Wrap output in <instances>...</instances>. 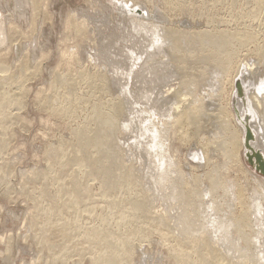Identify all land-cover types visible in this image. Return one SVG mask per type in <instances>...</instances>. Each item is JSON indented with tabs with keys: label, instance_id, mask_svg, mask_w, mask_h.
I'll list each match as a JSON object with an SVG mask.
<instances>
[{
	"label": "rangeland",
	"instance_id": "obj_1",
	"mask_svg": "<svg viewBox=\"0 0 264 264\" xmlns=\"http://www.w3.org/2000/svg\"><path fill=\"white\" fill-rule=\"evenodd\" d=\"M15 1H18V3ZM21 1H22V3H20ZM134 1L138 2V4L135 5L136 7L134 5H133L134 7L131 5V3ZM23 2H24V4H23ZM32 2L34 5L32 4ZM35 2H36V0L35 1L34 0H26V1L25 0L24 1L23 0H1L0 1V17H1V20L3 21L2 22L3 29H5L4 27H6V29H7V26L8 25L10 26L9 23H12L13 21H14L13 24H16L18 22L17 23L18 25L16 24L17 30H15L16 26L12 27L14 29L13 30L14 32H12V29H11L12 36H13V34H14V37L17 35L16 38L10 37L11 39H13L14 42L12 40H10L11 41V44H10V42L8 40L5 42V44L0 45L4 49L7 47L6 45H9L7 47V49H5V50L2 49V50H4L3 52H5L4 55L2 54L3 52H2L1 47H0V51H1L0 55L3 56L1 59H4L3 61L5 62L4 64L6 65L5 69L3 68L0 70V264H43V263L44 264H64V263L65 264H71V263L72 264H91V263L97 264V262H98V264H101V263L103 264L104 262H105L104 264H196V263L197 264H210V263L211 264H219L221 261H222L221 262L222 264H227V263L230 264L231 261L233 262V260H234L233 264H235V263L236 264H254V263L256 264V261L259 258H261L262 256L264 257V255L262 254V251L261 252L258 251L260 253V255H259V253H256L257 252L256 249L258 247H259L258 248L259 250H260V247H261V249H262V247L264 248V241H262L264 239V231H260L259 225L256 223V219H255V221H253L255 218V217H253L254 216L253 214L246 215V213L244 214L243 212H242L243 214H241L240 213L241 211L239 213H237L241 207L240 205L243 206L245 204V201H247L249 199L248 195L250 193V186H252V185H250L251 184L250 179L247 178L248 175L244 172L242 173V171H243V169H241L242 166L238 162L234 163L235 162V160L233 159L234 155L231 154L230 146L228 145L229 144V142H228L229 138L228 137L230 136V132H229L230 128L229 129L226 128V126L229 127V125L226 124L227 118L224 119L221 117V116L227 117L225 114L226 111L224 110L223 106H225V104L229 100L232 101V104H234L236 109H238L237 112L239 114H241L240 109L237 106V100L240 97V95L238 93V88L235 85L233 88L234 90H232V93H231L230 84H228V81H229L228 78L229 77L228 78L224 77L227 80L223 78L222 85H223V82L225 80L226 81L224 82V85L222 86V88L220 87L221 90L217 88L216 90H218V91L213 90L212 93L208 92L210 96L212 95V97H211L212 99L210 98L209 100H206L209 97L206 98L208 93H206V91L205 92L203 91L205 89H201L199 92L195 91V95L192 93L194 95V97H193L192 94L189 95V93L186 91V89L182 88L180 91L175 90L177 92V94H175L176 92L172 91V88L173 89L177 88V90L180 89L179 80L181 79L180 77L182 76V72L184 73V71L186 69L190 70L191 66H192L191 70H194V71L199 70V69H196L199 67H201L203 69L204 73L200 74L197 77V79H200L202 77L205 78V72L208 69H214V68H217L219 65H222V64L225 65L227 63L231 64L229 67H231V66L234 67L232 71H231V69H232V67H231L229 72H234V69H235V71H237V73H236L237 77L235 79L238 80L239 82H242L245 74L247 75L248 73H250L249 66H252V67L256 66L258 68V71H257L258 73H256V74L254 73L253 75L255 77L256 76L259 77V78H257V77L256 78H257V80H259V83H261L260 80L264 79L263 78L264 77V58H262L260 60V58L257 56L258 55L257 52H259L262 49V47L264 46V0H43V1L37 0V2L36 3ZM15 3H17V4H15ZM14 4L17 5L16 6L17 8L15 7ZM20 4L21 5L23 4V6H21ZM47 4H48V6H47ZM19 5H20V8L18 7ZM37 5H38V7H37ZM34 6H35V8H34ZM39 7L40 8L42 7V8L40 9ZM125 7L129 8L128 11H130V12L132 11L133 14H131L132 12L130 14H128L129 12L126 13V11H124L122 9ZM141 7H143L144 10ZM32 8H33V10H32ZM80 8H82V9H80ZM137 8H139V10L141 9L142 11H145L144 12L145 16H143V14L140 13V11ZM17 9H19V10H17ZM20 9L22 11L25 10V11H23L24 13L22 11H20ZM42 9L44 10V12ZM47 9H49V10H47ZM159 9H161V10L159 11ZM15 10H16V12H15ZM30 10L33 12L35 11V13H37V14L31 12ZM96 10H99V11H96ZM134 10H135L136 14H134ZM150 10H152V11H150ZM17 12H19V13L16 14ZM30 12H31V14L35 15V17L33 15H30ZM72 12H74L75 14ZM118 12L120 14L122 13L123 15L125 13L126 14L123 16L122 14L120 15ZM149 12H152V14L150 13L148 15ZM65 14H67V15H65ZM81 14H83V15L81 16ZM16 15L17 16L23 15L22 16L23 19L21 18V16L17 17ZM45 15H46V17H45ZM77 15L81 16V17H78ZM109 15L111 17H109ZM129 15H130V18L133 22L130 21V18H126ZM140 15H141V17H140ZM40 16H43V17H40ZM68 16H70V19ZM71 16H73V18ZM121 16H123V18ZM25 17H27V18H25ZM33 17H34V20L32 19ZM139 17H140V19H139ZM65 18H68L71 23L69 22L68 19L65 20ZM77 18H78V20H77ZM103 18H104V21H103ZM105 18H107V19H105ZM134 18H135L136 22L138 21L137 23L134 21ZM74 19L77 20V21L76 20L75 21H76V24L78 23L77 27H79V29H77V28L75 29L76 24L73 23ZM121 19H122V21H121ZM125 19H126V21H123ZM127 19L129 20V22ZM85 20H86V22H84ZM92 20H93V23H92ZM117 20L119 23H117ZM139 20H142L143 23H140L142 21H139ZM148 20H149V23H148ZM31 21L32 22L35 21V23L33 22L34 25H32ZM66 21H68V22H66ZM152 21H153V23H152ZM5 22H6V24H5ZM80 22L82 23L81 25H83V26L87 25L85 27H87L88 29L86 28L85 33H84L85 27H83L84 29L82 30L81 29L82 26H80V24H79ZM100 22H102L103 24H100ZM108 22H110V23H108ZM122 22L123 23L125 22V23L122 24ZM130 22H132V23H130ZM65 23H70L71 25L65 24ZM134 23H136V24H134ZM3 24H5V25H3ZM141 24L144 26H142ZM154 24H156V25H154ZM28 25L32 26V28L28 27ZM66 25H69V26H66ZM89 25H91V26L93 25L92 26L93 30L91 29V27H89ZM95 25H97V26L99 25L100 27L98 26V28H97ZM103 25H104V27L106 25L107 26L105 28H103L102 27ZM123 25H124V27H123ZM128 25L129 26L131 25V27H129ZM132 25H134L133 28L135 29L136 36H140V37L135 38V35H134L135 32L134 31H133L134 33L132 31L129 32V28L131 30H134L132 28ZM152 25L158 26V27L160 25H161L160 27L165 26L168 30H170V33H175L181 29L183 31L185 30L184 31L185 33H189L188 31H195L196 32V31H203L204 30V31H209V35H211L212 40L213 39H215V40L220 39L219 35H225V36L227 35L228 40H230L228 42H224L223 45H221V46H215L214 44L209 42V43H204L203 47L198 45V47L195 48L194 50L190 49L192 51L190 56L185 59V62L181 61L182 63L180 66H182L183 63L185 66L183 65L180 68V70L173 69L175 71H173V72L171 71V73L165 77L166 80H164V82L161 84V87H158L154 90V91L157 90V92L159 91L158 92L159 95H162V96H169L170 94L174 95L175 97L177 96L176 98L179 100H181L185 96H187V97H185L187 100L184 99V103L181 102L182 105H184V104L187 105L190 100H191V102L189 104L191 105L193 103L191 106H193L194 103L195 104H197V103L201 104L202 103L204 105V106L203 105L201 106L203 112L201 110V111H197L196 113H194V118H191L190 122L188 119V123L186 124L185 131H187V129L189 127H191V128H189L188 131L189 130H191V131H189V132L187 131V132L182 133V132H180L181 131L180 129H177L178 128V127H176L177 124H175V125L169 124V125L165 126V127H167V129L165 130L166 133L167 132H168V134L171 133V132H169V130L171 128H173L172 126H174L173 130H175V132H173L171 129L170 131H172V133L169 136H168V134L164 133V131H163L162 136L159 135L160 141L162 140V143H163L162 147L167 150V154H168L167 155L165 152V155L167 156V158L165 156V158H166L165 162L170 160L167 162L168 166L166 165V163H165V165L167 167L172 166V168L175 169V170L174 169L172 170V168H171V170H172L171 171L170 169L167 168L168 175L166 174L165 177L163 176L164 174H162L163 172H162L160 167L158 168V166L154 165V168H152L153 162L151 160H154L155 157L150 156V154L148 155V152H146L147 150L144 151L148 147L147 132L145 134H142V136L139 135L138 139L136 138V141H138L136 143H135V136H131V135H135V134H137V135L140 134L137 132V129H138V131H139V129L141 131V128L143 126H146L147 120L145 121V119H144V121H143V119H141V117H143L141 114L145 113L144 117H146L148 115V113H146V112H149L148 111L149 109H147V108L150 106L149 108L151 109V105L148 103V100H146L147 98L144 97V94H146L147 92L142 93L143 94L142 95L141 92L139 91V89H140L139 85L143 84L142 76L144 77L145 75L149 74L147 72L148 70L146 71V69H147L146 67H148V64L146 65L145 62L141 63V61L139 59H137V61L138 60L140 61V66H139L140 69L139 70H141V74H140L141 76L140 75L139 76L141 77V79L138 76V78H136L137 80L132 79L130 82L129 79H128L129 81L127 80V78H126L127 76L124 73L126 70L125 63L124 64L120 63L122 66L121 67L122 70H121L120 66L118 65L119 63L117 64V62H114L115 58H118V57L124 58V56L120 57L119 54L122 55L123 53H125V55H126L127 52H125V51H128V50L131 53H132V51H134V52L137 51L136 53H139V52H141V50H143L141 52L142 54H143V52L145 53L147 50V52L144 54V57L149 56L148 50L149 51L151 50L149 47L150 41H149V43H147V42L149 39L151 40V38L148 39V37L146 38V36L150 37V35H148V34L150 33L149 30L151 29L150 27ZM119 26H121V27H119ZM125 26L127 28H125ZM107 27H108V29H107ZM137 27L141 30H139V29L136 30ZM144 27L146 28V30ZM18 28L20 29L22 34ZM22 28L24 31L22 30ZM33 28H35V29H33ZM100 28H101V30H100ZM111 28L113 30H109ZM124 28L126 30H123ZM38 29L40 31H38ZM89 29L91 30L90 32H89ZM96 29L97 30L99 29L98 32L96 31ZM79 30H81V31H79ZM107 30H108V32H107ZM122 30L126 31L127 33L129 32L131 34H129V33L127 34L126 32H123ZM5 31L6 30H4V33H6V32L8 33V30L6 32ZM17 31H19V32H17ZM87 31H88V33H87ZM112 31H113V33H115V35H113ZM26 32H28V33H26ZM81 32H82V34H80ZM102 32H103L104 36H103ZM122 32L127 34V36L123 35ZM138 32L139 33L143 32V34L145 33L144 34L145 36L143 34H139ZM76 33H77V35H76ZM93 33H94V35H93ZM98 33H101L102 35L98 34ZM106 33H107V35H106ZM119 33H121V34H119ZM18 34H20V35H18ZM30 34H32L31 38L29 37ZM62 34H64V35H62ZM90 34H92V36H90ZM96 34L98 36L101 35L100 36L101 39L102 38L104 39L105 36L107 39H109V37H111L110 36V34H111L113 37H111L110 39L113 38L114 39V40L112 39L113 42L117 40L116 43L117 42L118 43L117 44L115 43L116 45L114 44L115 45L114 46L111 43L112 40L106 42V40H105L106 38L104 40L102 39V41H101V39L99 37L97 38ZM116 34H119L118 37L120 36L119 37L120 39H123V37L125 36L124 37L125 39L121 40L122 41L121 42ZM27 35H29V36H27ZM121 35H123V36H121ZM142 35L146 39H144V37H142ZM84 36L85 37L87 36V37L85 38ZM133 36H134L135 40L138 38L137 41H135L133 39L134 43H133V41H130V40H132ZM89 37H90V39H88ZM126 37H128V39L129 38L130 39L128 40ZM176 37L179 40V42H177V44L181 48L180 51L183 52L182 50H185V48L183 47L184 46V38L181 35H176ZM74 38H75V40H74ZM115 38H117V39H115ZM21 39H23V40H21ZM97 39L100 40L101 43H99V41ZM90 40L92 42L94 40V42L95 43L97 42V43L96 44L92 43ZM126 41H127V43H126ZM70 42H72L73 44ZM87 42L88 43L90 42L89 45ZM105 42H106V44L109 43V45L107 46L105 44ZM119 42L123 43L124 47ZM128 42L133 43V45L132 44L130 45ZM135 42H136V44H135ZM137 42H139V43H137ZM145 42H146V44H145ZM91 43H92V45H91ZM25 44L28 47L25 46ZM33 44H34V46L36 44V46L34 47ZM74 44H75V46H74ZM99 44H101L102 47H100ZM96 45L97 46L99 45V46L97 47ZM117 45H119V48H120V46H122L124 48V51H123L122 47H121L122 49L120 48L121 49L120 50L117 47ZM134 45H135V47L133 48ZM145 45H147V46H145ZM31 46H32V48H31ZM57 47H58V49H57ZM95 47H97L98 50L100 47V50L98 51ZM8 48H9V50H8ZM22 48H23V50H22ZM64 48H66V49L63 52ZM67 48H70L71 52H69L70 50ZM92 48H94V50ZM108 48L111 51H109ZM112 48H114L115 51L112 50ZM125 48L127 50H125ZM139 48H140V50H139ZM105 49H106V51H105ZM135 49H137V50H135ZM209 49H213L214 51L210 50V56L208 58L204 59L203 55L207 54ZM25 50H27L28 52ZM79 50H82V51L79 52ZM84 50H86V51L84 52ZM95 50H96V53L94 52ZM61 51L63 52V54L66 53L65 51H68V52L63 55ZM74 51H75V53H74ZM116 51L117 52L120 51V52L117 54ZM121 51H122V53H121ZM24 52H26V53H24ZM44 52H45V54H44ZM81 52H83L82 53L83 55L80 54ZM107 52H109V53H107ZM84 53H88L89 55L87 56ZM114 54H117L118 57H115L116 55H114ZM22 55H24V56L22 57ZM70 55H73L74 57L75 56L76 57L75 58L73 56L70 57ZM105 55L106 56L108 55V56L105 58ZM68 57H70L71 59ZM79 57H80V59H79ZM66 58H68L69 60ZM167 58L168 57L165 56L163 58V61H165ZM63 59H65V60H63ZM108 59H110V60H108ZM19 60L23 63H21ZM24 60L26 62H24ZM66 60H68V61H66ZM123 60L125 62V58ZM6 61L8 64L6 63ZM38 61H40V62L37 63ZM18 62H20V63H18ZM113 62L116 63V65H114ZM135 62H136V60H135ZM186 62L187 63L189 62L191 64V66H189V64H187ZM130 64H131V61H130ZM23 65H27V66H23ZM142 65H144V66H142ZM21 66L25 70L23 68H21ZM116 66H119V68ZM183 67H185V68H183ZM227 67H228V65H227ZM104 69H107V70H104ZM114 69L116 70V73H115ZM168 69L171 70L172 67L168 66ZM117 70L120 72H118ZM84 71H85V74H84ZM177 71H178V74H177ZM179 71H182V72L179 73ZM97 72H99V73H97ZM102 72L103 73L105 72L104 73L105 75H103ZM174 72H175V74H173ZM88 73L90 74V76ZM19 74L21 75V77ZM25 74H27V75H25ZM108 74L109 75L113 74L114 76L117 75L118 79H116V77H114L112 75H110L111 76L110 77ZM120 74H122V75H120ZM261 74H262V76H261ZM119 75H120V77H119ZM123 75H125L126 77ZM172 75H175L176 77L172 76ZM171 77H174V78L170 79ZM113 78H115V79H113ZM120 78L123 81H124V79L127 80V82H126V80L124 81L126 86L124 85V82L122 80L120 81ZM175 78H177V79H175ZM168 79L170 80V82H168L169 81ZM19 81L21 84L19 83ZM119 81H120V83H119ZM121 82L123 85L121 84ZM128 82L131 85V86L129 85V91H127V88L126 89L124 88V87H127ZM137 82H138V84L136 85L135 83H137ZM152 82L155 84L154 81H152ZM226 82L228 85L225 84ZM117 83L120 85H118ZM246 83L247 82H245V81H243V84L240 83L242 85V87L245 85L243 87V88L246 87L245 90H248V91H245V94L250 93L251 90L255 89L253 85H251V84L246 85ZM121 85H122V88H120L121 91H119L118 87H121ZM167 86L169 87V89H167L168 88ZM164 89L167 91V95H166V91ZM169 90H170V93H168ZM222 90H224V91H222ZM1 92L5 93V94L2 95ZM122 92H123V94H122ZM128 92H129V96L126 97V95H128L127 94ZM172 92H173V94H172ZM179 92H181V93H179ZM216 92H218L219 97H220V95L222 96V97H220V99H218L219 97H218V94ZM148 93H149V91H148ZM197 93H200V94H197ZM224 93H225V95H224ZM179 94H180V96H179ZM123 95H124V98H123ZM133 95H134V97L136 96V98L138 100L136 98H133ZM188 95H189V97H188ZM162 96H160V97H162ZM197 96L198 97L202 96V97L198 98ZM228 96H230V98L231 97L232 98L230 99ZM119 97H120V99H118ZM215 97H216V99L214 100L213 98H215ZM126 98H128L127 102L125 101ZM129 98H132V99H129ZM196 98H198L197 99L198 102L195 101ZM188 99H190V100H188ZM129 100H130V102H129ZM192 100H193V102H192ZM145 101H147V102H145ZM185 101L187 103H185ZM206 101L207 102L212 101L211 103H208L211 107L208 104H206L208 106L205 105ZM171 102L173 105L174 102L173 101H171ZM171 102L169 101L166 106L167 107L170 106ZM223 103H225V104L223 105ZM136 104L138 106L137 108L135 106ZM147 104H149V105H147ZM220 105L222 107H220ZM217 106H219V107H217ZM193 107L195 108V106H193ZM208 107H209V109H208ZM215 107L217 108L218 112L216 111ZM160 108L161 107H158V110H157V107L154 109H156V112H160L159 115L162 116L161 113H163L162 111L164 110V108L163 109L162 108L160 109ZM218 108H219V110H218ZM135 109H136V111H135ZM222 109H223V111H222ZM204 111L207 114H205ZM138 112H139V114H138ZM135 113L139 116L138 118H135V117H137ZM210 113L211 114L213 113L212 114L213 116H211ZM130 114H131V116H130ZM195 114H197L198 116H196ZM204 114L206 116H203ZM233 114L235 116H233L232 113L228 114V115H229V117L233 116L236 119V112H233ZM132 115H133V117H132ZM159 115L155 116L154 119H155V122L161 124V122H162L161 119L160 118L156 119V117H160ZM207 115L209 118H206ZM209 115L211 117H214L213 120ZM218 115H220V116H218ZM195 116H196V118H195ZM101 117H103V118H101ZM107 117H109V118L112 117L111 119H113V121L115 122V125H114L115 128H114V126H112V128L108 129V126L104 124L105 122H103V121H105ZM129 117H130V119L135 118L133 120L135 122L137 121V123L143 122L141 124L142 126L140 124H139V126H137L138 124H136L132 119H131V121H133V122H131L129 119L128 122L126 121V123L128 125L125 124V120L126 119L128 120ZM233 117H232V120H233ZM197 118L199 121L201 119L204 121L203 122L201 120L202 125H200V126H203L204 128L197 125L198 120L194 121ZM204 118H206L207 121ZM159 120L161 122H158ZM139 121H141V122H139ZM167 121H168V119H167ZM193 121H194V123L192 124ZM119 122H122V124ZM235 122H237V121H235ZM129 123H132V124L129 125ZM232 123H234V122H232ZM120 124H121V126H120ZM133 124H134V126H133ZM189 124L191 126H189ZM116 126H117V128H116ZM118 126H120V127H118ZM132 126L134 128L136 127L135 128L136 130L134 128H132ZM195 126H196V128H195ZM128 127H130V129H128ZM119 128H123L124 131L122 132V129H119ZM124 128H126V129H124ZM218 128L221 131H219ZM204 129H206V130L204 131ZM111 130L112 131L114 130V131L112 132ZM128 130L131 132H129ZM119 132L122 133V135ZM132 132H134V133H132ZM193 132L195 134L196 133L197 134L195 135V134H193ZM208 132H211V134H208ZM173 133L176 136V138L173 137L174 139L172 138ZM201 133H202V135H201ZM227 133L229 136L227 135ZM183 134H186V135H183ZM216 134H218V135H216ZM224 134H226L225 136H227V137H225ZM129 135L133 138L131 139V137ZM137 135H136V137H137ZM145 135H146V137H143ZM180 135L182 137H180ZM207 135L210 136L209 141L206 140L208 138ZM106 136H109L108 138L110 140L109 139L106 140L107 139ZM165 136H167V137H165ZM201 136L203 137V139ZM206 136H207V138H206ZM222 136H223V138H222ZM178 137L182 138V139H179ZM213 137L216 138L217 140L214 139V141H213ZM128 138H129V140H127ZM139 138L141 141L139 140ZM220 138H221V142H217L220 140ZM87 139H88V141H87ZM104 139L106 141H103ZM120 139H121V141H120ZM176 139H177V141H176ZM125 140H127L128 142ZM133 140H134V142H132V143H134L136 145H133V147H132L131 146L132 143H129V141L131 142ZM196 140H198V142ZM108 141H110V142H108ZM167 141H168V143H167ZM171 141H174V143L176 142L175 143L176 146L173 145L174 144L173 142H172L173 144L170 145ZM210 141L211 142L213 141V142L210 143ZM105 142H107V143L104 144ZM125 142L127 143V145H125L123 147V145L126 144ZM202 142H204L203 144L205 146V149L209 152L205 156H203L204 154L201 152V149H200L202 146ZM222 143H224V144H222ZM104 145L106 147H108L107 145H109L110 147L106 148ZM138 145H140V146L143 145V148L139 147ZM145 145H146V147H144ZM191 145H193V146H191ZM209 145H210V147L212 145L214 147L210 148ZM128 146L130 147V150H128L129 149ZM168 146L170 147V150H169ZM171 146L174 148H172ZM206 146H207V148H206ZM118 148H119V150H118ZM132 148H135L133 150L136 153V155L132 151ZM140 148H141V150H140ZM171 148H172V150H171ZM213 148L215 150H212ZM228 148H229V150H228ZM142 149H144V150H142ZM173 149H175V150H173ZM194 149L195 150L197 149V152H199V153H197V152L195 153ZM222 149H223V151H221ZM108 150H110V151H108ZM139 150H140V152H139ZM166 150H164V151H166ZM168 150L172 152V155ZM130 151H132V152H130ZM143 151L146 152L148 156L145 153H143ZM173 151L174 152L177 151L176 152L177 155H174L176 153H174ZM189 152L191 153L190 155L192 157L189 155ZM125 153H126V155H125ZM131 153H133V154H131ZM169 153H170V155H169ZM210 153H212V155ZM220 153H221V155H220ZM199 154H201V155L203 154L202 155L203 157H201ZM209 154L212 157L209 156ZM131 155H133V157ZM227 155H228V157H227ZM143 156L145 158L146 157H148V158L145 159ZM174 156H175L176 160L174 159ZM193 156L194 157L198 156V159H197V157L194 158ZM206 156H207V158H206ZM208 156H209V158L210 157L211 158L208 159ZM231 156H232V158H230ZM136 157L139 158L140 160L137 159ZM199 157L201 159H199ZM217 157L219 159L223 158L222 159L223 162L218 160ZM134 158L136 160H138L139 162L136 160H133ZM150 158H152V159H150ZM202 158H204V159L202 160ZM211 159H213L214 161H212ZM242 159H243L245 165H247V166L249 165V167H247V168H252L250 166L251 163L247 162L246 159L244 158V156ZM149 160L151 163H149ZM225 160H228L229 162L225 161ZM140 161H142V162L140 163ZM146 161H148V162L146 163ZM178 161L181 163H179ZM230 161H233V162H230ZM169 162H171V165H169ZM211 162L213 163V165H214V163H215V165L216 164L217 165L213 166V165H211ZM226 162L228 164H230L229 168H227L228 165H226L227 164ZM103 163L105 165H107L106 166L107 168L103 167ZM193 163H195V164H193ZM198 163H199V165H198ZM200 163H202V164H200ZM203 163H204V165L206 164V167L203 165ZM218 163L220 164V166ZM180 164H184V165H180ZM185 164L187 166H185ZM235 164H237V165L239 164V167L236 166ZM130 165H132V168ZM165 165H163V167H166ZM174 165H176L177 167ZM178 165L181 167V169L178 168L179 167ZM190 165H191V167H192V165H194V167L190 168ZM201 165L204 166L205 168L203 167L204 168L203 169L201 167ZM223 165H225V166H223ZM231 165H232V167H231ZM147 166H149L150 170L148 169ZM210 166L212 167V169L210 168ZM155 167L157 168L156 169L157 171L155 170ZM213 167L219 168L220 172L222 174H224L226 172L224 174V177L228 176L229 174L230 175L232 174L231 176L229 175L230 178L226 177V184L229 186V189L227 191L224 190L223 188L218 189L217 191L219 194L216 191V192H214V195L209 193L206 189V187L209 186V182H210L209 178L212 176L211 173H214ZM97 168L98 169L101 168V169L98 170ZM102 168H104L106 170H104ZM239 168H240V171H238ZM107 169H109L108 171H110V173L107 171ZM207 169H208V171H206ZM228 169H229V171H228ZM255 169H254V171H255ZM103 170L105 171V174L100 173V172L104 173ZM114 170H116V171L114 172ZM178 170H180V171H178ZM184 170L185 171L190 170V171L185 172ZM194 170H195V173L193 172ZM202 170H203V172H202ZM210 170H212V171L210 172ZM131 171H133V172H131ZM140 171H141V173H140ZM154 171H156L157 173ZM158 171H160V173ZM177 171H178V173H177ZM107 172L110 175L106 174ZM169 172L170 173L172 172L171 173L172 175L169 174ZM153 173L158 174V175H155ZM111 174H114L113 177H110V176H112ZM177 174L178 175L180 174V176H182L184 178L182 179V177H181V179H180V176H177ZM187 174H190L189 177ZM234 174H237L239 176L234 175ZM257 174L260 177L263 176V174L261 175V173H259V172H257ZM151 175H152V177H151L152 179L150 178ZM173 175L174 176L176 175V176L173 177ZM191 175L192 176L195 175L194 178ZM204 175H205L206 179L203 177ZM242 175H244L245 177ZM167 176L168 177L170 176L169 180H168ZM190 176H191V178H190ZM108 177H110V179ZM153 177L158 179V181H160V182H158L156 179H153ZM231 177H232V179H231ZM233 177H234V179H233ZM235 177H239V178H235ZM175 178H177V179L175 180ZM198 178L199 179L201 178V179L199 180ZM188 179H189V181H188ZM202 179H204V181ZM149 180H150V182H149ZM151 180L152 181L154 180L153 184H152ZM182 180H183V182H182ZM239 180H241L240 181L241 183L239 182ZM163 181H164V183H163ZM177 181L178 182L181 181V182L178 183ZM195 181H197V182H195ZM200 181L202 182V184ZM171 182H174L175 185H174V183H171ZM176 182H177V187H176ZM228 182L230 183V185L228 184ZM166 183H168V184H166ZM182 183L186 186V191H185V187ZM144 184L147 185L148 188H147V186H144ZM179 184H182V185L180 186ZM190 184H191V186H190ZM203 184H205V185L203 186ZM232 184H235V185L232 186ZM236 184L237 185L238 184L243 185V187H245L247 185L246 186L247 189L245 188V191L243 192V194L245 193L244 194L245 201L243 200V197H242L240 203H237V200L233 199L235 197V196H233L234 194L232 195V193L235 192V188L237 187ZM161 185H163V186H161ZM171 185H173L174 187ZM158 186H161L162 188H160V187L158 188ZM178 186L180 187L179 189H181V190L178 189ZM153 187L155 188V190ZM202 187H203V190H202ZM230 187H232V188L235 187V188L233 190L231 189L232 190L231 191ZM163 188L166 190H164ZM196 188H198V189H196ZM152 189H153V191H152ZM161 189H163L164 191L163 190L161 191ZM193 189H195V190H193ZM199 189L201 192L200 191L198 192ZM174 190H176L177 192ZM187 190H190V191H187ZM166 191H168V192H166ZM181 191H183V192H181ZM192 191H194V192H192ZM195 191L198 192V195L196 194ZM220 191H222L225 194H228L227 197L225 194L223 195V193H221ZM229 191H231V192H229ZM156 192L158 194H156ZM185 192H187V193L189 192L188 195L186 193L187 196L184 195ZM162 193H164V197H162L163 196ZM167 193H168V196L170 195V198H167L168 197ZM175 193H176V196L178 195V197H177L178 199L181 197L179 200H181V202L183 201L182 203L174 196ZM199 193H202V195ZM153 194L155 196H153ZM204 194H206V195H204ZM158 196L162 197L163 198L162 201H164V202H161L160 201L161 199L158 200ZM195 196H196V198H195ZM200 196H202V198ZM221 196H223V197H221ZM165 197H166V199H165ZM187 197H188V200L190 199L189 201L186 200ZM204 197H205V200H204ZM150 198H152V199H150ZM183 198H185V199L182 200ZM198 198H199V200H198ZM200 198L202 199V201ZM210 198L214 199L213 202L216 201L215 202L216 208H213V206H211L212 203H211ZM137 199H138V201H135ZM167 199H168V201H167ZM193 199L195 200V202ZM224 199H226V200H224ZM165 200L167 203L168 202L169 203L167 204L165 202ZM170 200H172V201H170ZM192 200L194 203L192 202ZM208 200L210 201L211 204L209 203ZM234 200L236 202H234ZM158 201L160 202V204ZM231 202L232 203L234 202L233 205L231 204ZM179 203H181V204H179ZM184 203H186V205ZM221 203H224V204H221ZM163 204H167V205H163ZM176 204H177V206H176ZM178 204H179V206H181V208L178 207ZM182 204L185 208L182 206ZM192 204H194V207ZM205 204H206L207 208L205 207ZM218 204H219V208H218ZM234 204H235V207H234ZM157 205H158V207H157ZM199 205H200V207H199ZM209 205L213 208V211H215V210L218 211L217 212L218 214L215 212L212 213L213 211H210V210H212V208H210ZM154 206L156 209L154 208ZM163 206H165V207L167 206V207L165 208ZM190 206H192V207H190ZM195 206H198V207L196 208ZM203 206L206 209H210V210H204L205 208ZM229 206H232L234 208L229 207ZM186 207H187V209H186ZM168 208H169V211H166V209L168 210ZM179 208H180V210H179ZM235 208H237L238 210L237 209L234 210ZM161 209H163V211ZM182 209H183V211H182ZM219 209L220 210L223 209L225 212H222ZM230 209H232V210L230 211ZM164 210L166 211V213ZM172 210H173V212H172ZM174 210L178 213L175 214L176 212ZM186 210H188L187 213H186ZM195 211L197 214L193 213ZM206 211L210 212L209 215L207 214L208 212H206ZM232 211L234 212L235 215L233 214ZM158 212L160 214H158ZM205 212H206V214H205ZM227 212H228V214H227ZM179 213H181V214H179ZM199 213H201V214H199ZM223 213H226V214H223ZM236 213H237V216H236ZM164 214L165 215L168 214L167 215L168 217L165 216ZM191 214H192V216H191ZM213 214L214 215L217 214V215L214 216ZM231 214H233V215H231ZM170 215H172V216H170ZM176 215H178V216L181 215L182 217L180 216L179 218H176L177 217ZM185 215L186 216L190 215V216L186 217ZM194 215H196V216H194ZM199 215H200V217L203 218V220L199 217ZM212 215H213V217H217V218L214 219L212 217ZM219 215H221L223 217L222 220H225L226 217H228V218L234 217L236 219L233 221L235 224L231 225L230 235H229V232L227 234V236L229 237L228 240H230L231 236L234 234L233 238H231V240L235 239L234 242H233V240L232 241L230 240L231 241L230 242L227 239H226L227 241L224 240L222 242V238H223L222 232H221L222 230H220V231L217 230V231H219L218 233H217V231H216V233H215V231L213 232L214 228H216V227H213V226H215L214 220L217 223V220L221 219V216H219ZM238 215H240V216H238ZM203 216H205V217H203ZM229 216H231V217H229ZM248 216L251 218L253 217V218L251 219ZM159 217H160V219H159ZM206 217H208V218L210 217V220L214 219L213 221H211L214 224L211 223V226H210L209 225L210 220H208V222H206L207 221ZM239 217H241V218H239ZM161 218H163L164 220ZM188 218L190 219V221L188 220ZM204 218H206V219H204ZM228 218H226V220ZM247 218H248V220H247ZM178 219L181 220V223H178V222H180ZM22 220H24V221H22ZM195 220L198 221L202 230L200 229V226L198 223L195 222V224H194L193 221H195ZM249 220H251V221H249ZM185 221L188 224L185 223ZM31 222H33V224H31ZM164 222H166V223H164ZM182 222L187 224V225H185V224L183 225ZM252 222H255V223H252ZM171 223H172V225H171ZM20 224L22 226H20ZM202 224H203V226L206 224L205 227L208 226L207 228L208 229L211 228V229L208 230V229L204 228L202 226ZM239 224H240V226H239ZM248 224H250V226ZM253 224H254V226H253ZM188 226H191V227L188 228ZM192 226H193V228H192ZM233 226H235V229ZM236 226H238L239 228ZM255 226H257L256 230L257 229L259 230V231L257 230L255 232V234H258V236H256L254 234V231L252 233V230ZM165 227L169 232L166 231ZM182 227H184V228L181 229ZM197 227L199 228V230ZM186 228H188V229H186ZM232 228L234 230H236V231L238 230V231L237 232L233 231ZM249 228H252V229H249ZM163 230H165V231H163ZM191 230H192V232H191ZM263 230H264V228H263ZM18 231H19V233H18ZM201 231H203L202 235L204 237L200 236ZM206 231H208V234L210 233L209 237L206 234ZM245 231H246V233H245ZM183 232H186V233H183ZM204 233L206 234V236ZM251 233L254 234V235H252V237L254 236L252 238V240H251V235H250ZM186 234H187V236H186ZM191 234H193L192 236L195 239L191 238L192 237ZM196 234H198V235H196ZM213 234L214 235L217 234V235L214 236ZM259 234H261V235H259ZM162 235H165V236H162ZM184 235H185V237H183ZM235 235H237V237ZM244 235H246V236H244ZM188 236H191V237H188ZM196 236H198V237H196ZM211 236L212 237L214 236L213 239ZM240 236L243 239H241ZM218 237L219 238L222 237V238L219 239ZM244 237L248 238V239H245ZM262 237H263V239H261ZM103 238H104V240H102ZM176 238H178V239H176ZM236 238H237V241H236ZM189 239L190 240H196V241H190ZM217 239H218V241H217ZM219 240L221 242H219ZM250 240L253 242H251ZM242 241H243V243H242ZM183 242H184V244H183ZM207 242L208 243L210 242V244H208ZM214 242H216V244ZM228 242L232 243V244H229ZM235 242H237L238 247L235 245L236 244ZM248 242L255 249H251L252 247L249 245ZM238 243H240V244L238 245ZM252 243L253 244H257V243L259 244L260 243L262 245L260 246V244L259 245L257 244L254 247V245ZM120 244H121V246H120ZM228 244L231 245L230 246L231 248L229 246H227ZM245 244L247 246H245ZM220 245H221V248H219ZM233 245H235V248L233 247ZM216 246H218V247H216ZM223 246H225L224 250H226V252H228V253L224 252V250L222 249ZM226 246H227V248H229V251L226 248ZM239 246H241V247H239ZM256 246H258V247L256 248ZM244 247H246L247 249ZM181 248H182V250H181ZM197 248H198V250H197ZM212 248H214L215 250ZM236 248H239V249H237V251H236L235 250ZM241 248H243L245 250H243ZM219 249H220V251H219ZM231 249H233V250H231ZM240 250H242V251H240ZM251 250H254L255 252L251 251ZM230 251H232V252H230ZM247 251H249V252L251 251L250 254H247V253H249ZM236 252L237 253L239 252L238 254H245V253L246 254L245 255H238ZM263 253H264V249H263ZM98 255H101L102 257L98 256ZM211 255H212V257H211ZM7 256H9V258ZM240 256H241V258H240ZM242 256H243V258L245 257L244 259H246V260H244L242 258ZM255 256H257V257L261 256V257L256 258ZM209 257L211 259H209ZM219 257L221 258V260L219 259ZM249 257L250 258L253 257V258L250 259ZM6 258H7V260H5ZM212 258H214V259H212ZM224 258L225 259L227 258L226 259L227 261H225ZM254 258H256L257 260ZM215 259H217L218 261ZM235 259H236V261L238 259V261L240 263L238 261L235 262ZM240 259H242V262ZM36 260H38V261H36ZM89 260H91V261H89ZM116 260H117V262H116ZM193 260L195 263L193 262ZM92 261H94V262H92ZM119 261H120V263H119ZM245 261L246 262L250 261V262L246 263ZM259 261H261L262 263L261 262L260 263L263 264L264 258H263V261H262V259L261 260L259 259L257 261V264H260V263H258Z\"/></svg>",
	"mask_w": 264,
	"mask_h": 264
},
{
	"label": "bare ground",
	"instance_id": "obj_2",
	"mask_svg": "<svg viewBox=\"0 0 264 264\" xmlns=\"http://www.w3.org/2000/svg\"><path fill=\"white\" fill-rule=\"evenodd\" d=\"M1 1V0H0ZM24 1V0H23ZM26 1V0H25ZM35 1V0H34ZM38 1H40V0H38ZM43 1V0H42ZM15 2H17L18 3V1H15ZM36 2H37V0H36ZM35 2V3H36ZM17 3H15V4H17ZM20 3H22V1L20 2ZM14 4V5H15ZM23 4H24V2H23ZM23 4L21 5V6H23ZM26 4V3H25ZM32 4H33V2H32ZM92 4V3H91ZM136 4H138V2H132L131 3V5L133 6H135ZM2 5V4H1ZM20 5L18 6L19 8H20ZM34 5V4H33ZM32 5V6H33ZM94 5V4H93ZM17 5H15V7H16ZM40 6V5H39ZM47 6H48V4H47ZM99 6V5H98ZM133 6V7H134ZM138 6V5H137ZM28 7V6H27ZM37 7H38V5H37ZM92 7V6H91ZM101 7V6H100ZM136 7V6H135ZM13 8V7H12ZM17 8V7H16ZM34 8H35V6H34ZM40 8V7H39ZM42 8V7H41ZM40 8V9H41ZM48 8V7H47ZM142 9H143V7H141ZM80 9H82V8H80ZM124 11H126V13L127 12H129L128 14H130L131 12L130 11H128L129 10V8H122ZM138 10H139V8H137ZM17 10H19V9H17ZM32 10H33V8H32ZM38 10V9H37ZM43 10V9H42ZM47 10H49V9H47ZM101 10V9H100ZM107 10V9H106ZM144 10V9H143ZM161 9H159V11H160ZM20 11H22L21 9H20ZM23 11H25V10H23ZM22 11V12H23ZM31 11V10H30ZM39 11V10H38ZM85 11V10H84ZM96 11H99V10H96ZM110 11V10H109ZM121 11V10H120ZM140 11V13H142L143 14V16H145V14H144V12L145 11H142L141 9L139 10ZM149 11V10H148ZM150 11H152V10H150ZM15 12H16V10H15ZM14 12V13H15ZM31 12H33V11H31ZM31 12H30V15H33V14H31ZM43 12H44V10H43ZM47 12V11H46ZM122 12V11H121ZM162 12V11H161ZM19 12H17L16 14H18ZM21 13V12H20ZM24 13V12H23ZM22 13V14H23ZM33 13H35V11L33 12ZM69 13V12H68ZM72 13H74V12H72ZM77 13V12H76ZM82 13V12H81ZM91 13V12H90ZM94 13V12H93ZM103 13V12H102ZM108 13V12H107ZM119 13V12H118ZM125 13V12H124ZM125 13V14H126ZM152 14V12H149L148 13V15L149 14ZM35 14H37V13H35ZM45 14V13H44ZM75 14V13H74ZM88 14V13H87ZM92 14V13H91ZM100 14V13H99ZM120 14V13H119ZM122 14V13H121ZM120 14V15H121ZM124 14V15H125ZM131 14H133V12L131 13ZM134 14H136L135 13V10H134ZM156 14V13H155ZM65 15H67V14H65ZM83 14H81V16H82ZM107 15V14H106ZM123 15V14H122ZM123 15V16H124ZM154 15V14H153ZM152 15V16H153ZM17 16V15H16ZM19 16H21V15H19ZM19 16H17V17H19ZM23 16V15H22ZM22 16H21V18H22ZM26 16V15H25ZM34 17H35V15H33ZM75 16V15H74ZM78 16V15H77ZM81 16H78V17H81ZM95 16V15H94ZM123 16H121L122 18H123ZM133 16V15H132ZM155 16V15H154ZM31 17V16H30ZM29 17V18H30ZM34 17L32 18L33 20H34ZM40 17H43V16H40ZM45 17H46V15H45ZM67 17V16H66ZM69 17V19H70V16H68ZM72 18H73V16H71ZM97 17V16H96ZM100 17V16H99ZM98 17V18H99ZM108 17V16H107ZM109 17H111L110 15H109ZM116 17V16H115ZM140 17H141V15H140ZM140 17H139V19H140ZM150 17V16H149ZM25 18H27V17H25ZM71 18V19H72ZM84 18V17H83ZM126 18H130V15L128 16V17H126ZM154 18V17H153ZM23 19V18H22ZM31 19V20H32ZM66 19H68V18H65V20ZM68 19V20H69ZM100 19V18H99ZM105 19H107V18H105ZM133 19V18H132ZM145 19V18H144ZM148 19V18H147ZM29 20V19H28ZM76 19H74L73 21V23L74 24H76V21L78 20V18H77V20L75 21ZM87 20V19H86ZM86 20L84 21V22H86ZM95 20V19H94ZM97 20V19H96ZM102 20V19H101ZM119 20V19H118ZM118 20H117V23H119L118 22ZM128 20V19H127ZM146 20V19H145ZM9 21V20H8ZM30 21V20H29ZM36 21V20H35ZM35 21H33L34 23H35ZM99 21V20H98ZM97 21V22H98ZM103 21H104V18H103ZM109 21V20H108ZM121 21H122V19H121ZM123 21H126V19L125 20H123ZM130 21H132L131 20V18H130ZM134 21L136 22V20H135V18H134ZM139 21H142V20H139ZM156 21V20H155ZM2 20H1V17H0V45H2V44H5V42L6 41H8L9 40V42H10V44H11V41L10 40H12L13 41V39H11L10 37H14V34H13V36H12V34H11V29H12V32H14L13 30V26H16V24L18 23H16V24H13V22L12 23H9L10 24V26L8 25L7 26V29H6V27H4L5 29H3V26H2ZM32 21H31V23H32V25H34V23H33ZM43 22V21H42ZM66 22H68V21H66ZM69 22H70V20H69ZM79 22V21H78ZM96 22V21H95ZM107 22V21H106ZM128 22H129V20H128ZM133 22V21H132ZM132 22H130V23H132ZM138 22V21H137ZM136 22V23H137ZM145 22V21H144ZM8 23V22H7ZM71 23V22H70ZM70 23H65V24H70ZM92 23H93V20H92ZM99 23V22H98ZM97 23V24H98ZM108 23H110V22H108ZM107 23V24H108ZM125 23V22H124ZM123 22H122V24H124ZM129 23V24H130ZM136 23H134V24H136ZM140 23H143V21L142 22H140ZM139 23V24H140ZM148 23H149V20H148ZM152 23H153V21H152ZM5 24H6V22H5ZM5 24H3V25H5ZM12 24V25H11ZM20 24V23H19ZM40 24V23H39ZM80 24V26H82V30L84 29L83 27H85V26H87V25H85V26H83V25H81L82 23L80 22L79 23ZM85 24V23H84ZM87 24V23H86ZM100 24H103L102 22H100ZM112 24V23H111ZM121 24V23H120ZM128 24V23H127ZM138 24V25H139ZM145 24V23H144ZM151 24V23H150ZM157 24V23H156ZM156 24H154V25H156ZM18 25V24H17ZM64 25V24H63ZM71 25V24H70ZM94 25V24H93ZM92 25V26H93ZM109 25V24H108ZM142 25V24H141ZM146 25V24H145ZM154 25H152L148 30L150 31V33L148 34V35H150V37L149 36H146V38L148 37V39L149 38H151V40L149 39L148 40V42L147 43H149V41H150V44H149V47H150V51L148 50V54H149V56H146V57H144V54L147 52V50H146V52L144 53L143 52V54L141 53L143 50H141V52H139V53H136V52H134V51H132V53L128 50V51H125V52H127V54L125 55V53H123L122 55L121 54H119V56L121 57V56H124V58H125V62H124V58L123 57H121V58H119L118 57V53L120 52H117V54H114V55H116L115 57H118V58H115V61L114 62H117V64L120 66V68L122 67L121 66V64H124L125 63V68H126V70H125V74H126V76L125 75H123V76H125L126 78H127V80L129 79L130 80V82H131V80L132 79H136V78H138V76L141 74V70H139L140 68H139V66H140V61H141V63L142 62H145V64L147 65L148 64V67H146L147 69H146V71L149 73V74H147V75H145L144 77L142 76V80H143V86L142 85H139V87H140V89H139V91L141 92V94L142 93H144V92H147L146 94H144V97L145 98H147L146 100H148V103L151 105V109L148 107L147 109H149L148 111L149 112H146V113H148V115L146 116V117H144L145 116V113H143V114H141L143 117H141V119H143V121H144V119H145V121L147 122V124H146V126H143L142 128H141V131H140V129H139V131H138V129H137V132L138 133H140V134H135V135H131V136H135V143L136 142H138V141H136V138L138 139V136L140 135V136H142V134H145L146 132H147V136H148V141H147V143H148V147L144 150V149H142V150H144V151H146V152H148V155L150 154V156H153V157H155L154 158V160H151L152 162H153V166H152V168H154V165L155 166H158V168L160 167L161 168V170H162V174H164L163 176L165 177V175L167 174L168 175V173H167V168L168 169H170L171 170V168H172V166L171 167H167L168 165H167V162L168 161H170V160H168L167 162H165V159L167 158V156L165 155V152H166V154H167V150L165 149V148H163L162 146H163V143H162V140L160 141V138H159V135H163V131H164V133H166V129H167V127H165V126H167V125H169V124H177V126L176 127H178L177 129H180L181 131L180 132H182V133H184V132H187L188 131V129L189 128H191V127H189L188 129H187V131H185V127H186V124L188 123V119H189V122H190V119L191 118H194V113H196L197 111H201L202 110V103L200 104V103H197V104H195L194 103V105L193 106H195V108L193 107V106H191L189 103L191 102V100L190 99H188V100H190L189 101V105L187 104H184V105H182L181 104V102L182 103H184V99L185 100H187L185 97H187V96H183L184 98L183 99H181V100H179V99H177L174 95H169V96H162V95H159V91L157 92V90L156 91H154L156 88H158V87H161V84L164 82V80H166V76H168V74H170L171 73V71L173 72V71H175L176 69H178V70H180V68L184 65V63L182 64V66H180L181 65V61H183V62H185V59L186 58H188L189 56H190V54L192 53V51L190 50V49H192V50H194L195 48H197L198 47V45H200L201 47H203V44L204 43H209V42H211L212 44H214L215 46H221V45H223V43L224 42H228V41H230V40H228V36L226 35H219V37H220V39H218V40H215V39H211V35H209V31H188L189 33H185L182 29L181 30H179V31H177V32H175V33H170V30H168L165 26L163 27H158V26H154ZM65 26V25H64ZM66 26H69V25H66ZM74 26V25H73ZM76 27H75V29L77 28V29H79V27H77L78 26V23L75 25ZM92 26L91 25H89V27H91V29L93 30V28H92ZM97 28H98V26L97 25H95ZM107 26V25H106ZM105 26V27H106ZM129 26V25H128ZM133 26L134 25H132V28H133ZM137 26V25H136ZM142 26H144V25H142ZM19 27V26H18ZM28 27H30V28H32V26H30V25H28ZM27 27V28H28ZM95 27V28H96ZM100 27V26H99ZM103 28H105L104 27V25L102 26ZM109 27V26H108ZM108 27H107V29H108ZM114 27V26H113ZM119 27H121V26H119ZM123 27H124V25H123ZM129 27H131V25L129 26ZM66 28V27H65ZM74 28V27H73ZM86 28L87 27H85V31H84V33L86 32ZM94 28V29H95ZM125 28H127L126 26H125ZM123 29V30H126V29ZM145 28V27H144ZM148 28V27H147ZM19 29V28H18ZM33 29H35V28H33ZM32 29V30H33ZM71 29V28H70ZM88 29V28H87ZM119 29V28H118ZM122 29V28H121ZM134 29V28H133ZM139 28L137 27L136 28V30H138ZM4 30H8V33L6 32V33H4ZM15 30H17V26H16V29ZM22 30H23V28H22ZM37 30V29H36ZM69 30V29H68ZM99 30V29H98ZM98 30L96 29V31L98 32ZM100 30H101V28H100ZM103 30V29H102ZM109 30H113L112 28L111 29H109ZM120 30V29H119ZM122 30V31H123ZM139 30H141V29H139ZM145 30H146V28H145ZM147 30V31H148ZM19 31H20V29H19ZM19 31H17V32H19ZM24 31V30H23ZM27 31V30H26ZM38 31H40L39 29H38ZM37 31V32H38ZM76 31V30H75ZM78 31V30H77ZM79 31H81V30H79ZM91 30L89 29V32H90ZM106 31V30H105ZM130 31H134L135 32V29L134 30H131L130 28H129V32ZM144 31V30H143ZM16 32V31H15ZM21 32V31H20ZM83 32V31H82ZM82 32L80 33V34H82ZM94 32V31H93ZM96 32V33H97ZM101 32V31H100ZM107 32H108V30H107ZM116 32V31H115ZM118 32V31H117ZM121 32V31H120ZM123 32H126V31H123ZM122 32V34L123 35H125V36H127V34L129 33H127V34H125V33H123ZM133 32V33H134ZM141 32V31H140ZM182 32V33H181ZM26 33H28V32H26ZM39 33V32H38ZM75 33V32H74ZM78 33V32H77ZM77 33H76V35H77ZM87 33H88V31H87ZM92 33V32H91ZM111 33V32H110ZM112 33H113V31H112ZM111 33V34H112ZM139 33V32H138ZM21 34H22V32H21ZM79 34V35H80ZM98 34H101V33H98ZM102 34H103V32H102ZM101 34V35H102ZM110 34V36L111 37H113L112 35ZM119 34H121V33H119ZM119 34H116L117 35V37H118V35ZM129 34H131V33H129ZM139 34H143V32L142 33H139ZM145 34V33H144ZM143 34V35H144ZM147 34V33H146ZM18 35H20V34H18ZM31 35L32 34H30V36L29 35H27V36H29L30 38H31ZM62 35H64V34H62ZM66 35V34H65ZM84 35V34H83ZM87 35V34H86ZM93 35H94V33H93ZM97 35V34H96ZM101 35H97V38L99 37L100 38V36ZM106 35H107V33H106ZM109 35V34H108ZM113 35H115V33H113ZM123 35H121V36H123ZM135 38L136 37H140V36H136V32H135ZM142 35V37H144ZM176 35H181L183 38H184V48H185V50H182L183 52H181L180 50H181V48L179 47V45L177 44V42H179V40H178V38L176 37ZM26 36V35H25ZM24 36V37H25ZM68 36V35H67ZM90 36H92V34H90ZM103 36H104V34H103ZM124 36V37H125ZM129 36V35H128ZM17 37V35L14 37V38H16ZM77 37V36H76ZM80 37V36H79ZM85 37V36H84ZM87 37V36H86ZM85 37V38H86ZM94 37V36H93ZM111 37H109V39H107L106 38V36H105V40H106V42L107 41H110V40H112V39H110ZM120 37V36H119ZM118 37V38H119ZM123 37V39H125ZM130 37V36H129ZM33 38V37H32ZM83 38V37H82ZM122 38V37H121ZM127 39H128V37H126ZM132 38V37H131ZM135 38H134V36H133V38H132V40H130V41H133V39L135 40ZM145 37H144V39H146ZM29 39V38H28ZM78 39V38H77ZM88 39H90V37L88 38ZM101 39V38H100ZM103 39V38H102ZM102 39H101V41H102ZM103 39V40H104ZM115 39H117V38H115ZM120 39V38H119ZM118 39V40H119ZM123 39H120V41L121 40H123ZM126 39V40H127ZM130 39V38H129ZM128 39V40H129ZM138 39V38H137ZM137 39L135 40V41H137ZM140 39V38H139ZM142 39V38H141ZM21 40H23V39H21ZM38 40V39H37ZM74 40H75V38H74ZM73 40V41H74ZM84 40V39H83ZM82 40V41H83ZM92 40V39H91ZM90 40V41H91ZM98 40V39H97ZM114 40V39H113ZM113 40H112V44L114 45L115 43H116V41H114L113 42ZM127 40V41H128ZM211 40V41H210ZM35 41V40H34ZM81 41V40H80ZM99 41V43H101L100 42V40H98ZM125 41V40H124ZM127 41H126V43H127ZM139 41V40H138ZM142 41V40H141ZM145 41V40H144ZM143 41V42H144ZM14 42V41H13ZM21 42V41H20ZM69 42V41H68ZM67 42V43H68ZM75 42V41H74ZM79 42V41H78ZM92 42V41H91ZM104 42V41H103ZM106 42H105V44H106ZM122 42V41H121ZM121 42H119V43H121ZM140 42V41H139ZM139 42H137V43H139ZM70 43H72V42H70ZM88 43V42H87ZM90 43V42H89ZM89 43H88V45H89ZM92 43H95L94 42V40H93V42ZM92 43H91V45H92ZM97 43V42H96ZM95 43V44H96ZM118 43V42H117ZM116 43V44H117ZM125 43V42H124ZM130 45L132 44L133 45V43H134V41H133V43H130V42H128ZM7 44V43H6ZM9 44V43H8ZM38 44V43H37ZM73 44V43H72ZM115 44V45H116ZM122 45H123V47H124V44L123 43H121ZM120 44V45H121ZM135 44H136V42H135ZM145 44H146V42H145ZM20 45V44H19ZM67 45V44H66ZM70 45V44H69ZM77 45V44H76ZM100 45V47H102L101 46V44H99ZM98 45V46H99ZM107 46L109 45V43L108 44H106ZM114 45V46H115ZM126 45V44H125ZM129 45V46H130ZM139 45V44H138ZM7 47L9 46V45H6ZM5 46V47H6ZM25 46H27L26 44H25ZM24 46V47H25ZM33 46H34V44H33ZM35 46H36V44H35ZM34 46V47H35ZM71 46V45H70ZM74 46H75V44H74ZM73 46V47H74ZM95 46V45H94ZM97 46V45H96ZM97 46V47H98ZM128 46V47H129ZM145 46H147V45H145ZM1 47V46H0ZM7 47L5 48V49H7ZM28 47V46H27ZM33 47V48H34ZM64 47V46H63ZM67 47V46H66ZM72 47V48H73ZM97 47H95L97 50H98V48ZM100 47H99V50H100ZM117 47L119 48V45H117ZM122 46H120V48H121ZM122 47V48H123ZM135 47V45L133 46V48ZM148 47V48H149ZM11 48V47H10ZM16 48V47H15ZM19 48V47H18ZM31 48H32V46H31ZM77 48V47H76ZM81 48V47H80ZM119 48V49H120ZM121 48V49H122ZM130 48V47H129ZM137 48V47H136ZM2 49H4V48H2L1 47V50ZM4 49V50H5ZM57 49H58V47H57ZM66 48H64L63 49V52H64V50H65ZM67 49H69L70 50V48H67ZM79 49V48H78ZM77 49V50H78ZM91 49V48H90ZM93 50H94V48H92ZM120 49V50H121ZM138 49V48H137ZM137 49H135V50H137ZM145 49V48H144ZM147 49V48H146ZM4 50H2V52L4 51ZM8 50H9V48H8ZM22 50H23V48H22ZM30 50V49H29ZM60 50V49H59ZM58 50V51H59ZM68 50V51H69ZM98 50V51H99ZM102 50V49H101ZM108 50H109V48H108ZM112 50H114V48H112ZM118 50V49H117ZM125 50H127L126 48H125ZM139 50H140V48H139ZM210 50H212V51H214L213 49H209V51H208V53L207 54H205V55H203V58L204 59H206V58H208L209 56H210ZM25 51H27V50H25ZM48 51V50H47ZM46 51V52H47ZM68 51H65L66 53L68 52ZM80 51H82V50H79V52ZM86 50H84V52H85ZM88 51V50H87ZM97 51V52H98ZM105 51H106V49H105ZM104 51V52H105ZM109 51H111V50H109ZM115 51V50H114ZM123 51H124V48H123ZM1 52V51H0ZM7 52V51H6ZM15 52V51H14ZM28 52V51H27ZM49 52V51H48ZM62 52V51H61ZM63 52H62V54H63ZM69 52H71V50L69 51ZM95 53H96V50L94 51ZM130 52V53H129ZM4 53L5 52H3L2 54L4 55ZM10 53V52H9ZM24 53H26V52H24ZM66 53H64V54H66ZM73 53V52H72ZM71 53V54H72ZM74 53H75V51H74ZM78 53V52H77ZM83 52H81L80 54H82ZM99 53V52H98ZM101 53V52H100ZM107 53H109V52H107ZM112 53V52H111ZM121 53H122V51H121ZM1 54V53H0ZM7 54V53H6ZM44 54H45V52H44ZM47 54V53H46ZM63 54V55H64ZM70 54V53H69ZM84 54H86L87 56L89 55L88 53H84ZM113 54V53H112ZM257 56L260 58V60L262 59V58H264V46L262 47V49L259 51V52H257ZM21 55V54H20ZM28 55V54H27ZM30 55V54H29ZM48 55V54H47ZM61 55V54H60ZM75 55V54H74ZM78 55V54H77ZM83 55V54H82ZM143 55V56H142ZM147 55V54H146ZM18 56V55H17ZM24 55H22V57H23ZM67 56V55H66ZM71 56H73V55H70V57ZM81 56V55H80ZM108 56V55H107ZM106 55H105V58L107 57ZM113 56V55H112ZM111 56V57H112ZM165 56H167L168 58L165 60V61H163V58L165 57ZM3 56H1L0 55V70L1 69H5V62L3 61L4 59H1ZM21 57V58H22ZM33 57V56H32ZM43 57V56H42ZM70 57H68V58H70ZM74 57V56H73ZM76 57V56H75ZM74 57V58H75ZM144 57V58H143ZM41 58V57H40ZM63 58V57H62ZM68 58H66V59H68ZM83 58V57H82ZM101 58V57H100ZM104 58V59H105ZM114 58V57H113ZM20 59V58H19ZM27 59V58H26ZM71 59V58H70ZM79 59H80V57H79ZM88 59V58H87ZM111 59V58H110ZM110 59H108V60H110ZM137 59H139L138 61H137ZM31 60V59H30ZM40 60V59H39ZM61 60V59H60ZM63 60H65V59H63ZM69 60V59H68ZM68 60H66V61H68ZM76 60V59H75ZM95 60V59H94ZM103 60V59H102ZM112 60V59H111ZM114 60V59H113ZM129 60V61H128ZM135 60H136V62H135ZM20 61V60H19ZM72 61V60H71ZM78 61V60H77ZM101 61V60H100ZM130 61H131V64H130ZM21 62V61H20ZM20 62H18V63H20ZM24 62H26L25 60H24ZM40 61H38L37 63H39ZM81 62V61H80ZM98 62V61H97ZM96 62V63H97ZM108 62V61H107ZM113 62V63H114ZM138 62V63H137ZM6 63H7V61H6ZM21 63H23V62H21ZM103 63V62H102ZM105 63V62H104ZM121 63V64H120ZM187 63V62H186ZM8 64V63H7ZM25 64V63H24ZM79 64V63H78ZM107 64V63H106ZM144 64V65H145ZM187 64H189V66H191V64L188 62ZM22 65V64H21ZM102 65V64H101ZM114 65H116V63H114ZM138 65V66H137ZM144 65H142V66H144ZM227 65H228V67H227ZM231 64H225V65H219L217 68H214V69H208L206 72H205V78H200V79H197V77L200 75V74H202V73H204L203 72V69L201 68V67H199V68H196V69H199V70H196V71H194V70H191V68H192V66H191V68H190V70L188 69H186L185 71H184V73L182 72V71H179V73L180 72H182V76L180 77L181 79L179 80V87H180V89L179 90H177V88L175 89H173L172 88V91H180L182 88L183 89H186V91L189 93V95L190 94H194L195 95V91L196 92H199L201 89H205V90H203L204 92L206 91V93H208V92H210V93H212L213 92V90H216L217 88L218 89H220L221 90V88H222V86L224 85V82L227 80L226 78H228V84H230V89H231V93H232V90H234L233 88H234V86L236 85V87L238 88V93H239V95H240V97L238 98V100H237V106L239 107V109H240V112H241V114L242 115H244V114H249V115H251L252 117H251V120L249 121V123H246V122H244V121H241V120H239V118H240V116L238 115V114H236V119L233 117V116H235L234 114H233V112H237V110L238 109H236V107H235V105L234 104H232V101H228L226 104L225 103H223V105L225 104V106H223V108H224V110L226 111V116L227 117H223V116H221L222 118H227L226 119V124L227 125H229V127L228 126H226V128L227 129H229V132H230V136L228 135V133H227V135L229 136L228 138V142H229V146H230V150H231V154H233L234 155V160H235V162L234 163H236V162H238L241 166H242V168L241 169H243V171H242V173L244 172V173H246L247 175H248V177L247 178H249L250 179V181H251V184L250 185H252V186H250V193H249V195H248V197H249V201L247 200V201H245V198H244V194H243V192L245 191V188L247 189V185L245 186V187H243V185H237V187L235 188V187H230V190L232 189H234L235 188V192L234 193H232V195L233 196H235L233 199H235V200H237V203H240L241 202V199H242V197H243V200L245 201V204L242 206V205H240L241 207H240V209H239V211L237 212V213H239L240 211V213L241 214H245L246 213V215H250V214H253L254 216L253 217H255L254 218V220L253 221H255V219H256V223L259 225V228H260V231H264L263 230V228H264V173H262L260 170H256L253 166H254V164L253 163H251V167L253 168H247V167H249V165L247 166V165H245V163H244V161H243V156H245V153H251V157L253 158V156H256L257 154H259V156H260V158L262 159V161H263V163H264V79L263 80H260L261 81V83H259V80H257V78H259V77H255L253 74L255 73H258L257 71H258V68L256 67V66H254V67H252V66H249V71H250V73H248L247 75L245 74L244 75V77H243V80H242V82H239L238 80H236L235 78L237 77L236 76V73H237V71H235V69H234V72H229L230 71V68L232 67H229ZM233 65V64H232ZM23 66H27V65H23ZM98 66V65H97ZM119 66H116V67H118L119 68ZM168 66H171L172 67V69L170 70V69H168ZM185 66V65H184ZM19 67V66H18ZM107 67V66H106ZM112 67V66H111ZM114 67V66H113ZM187 67V66H186ZM15 68V67H14ZM21 68H23L22 66H21ZM35 68V67H34ZM105 68V67H104ZM183 68H185V67H183ZM188 68V67H187ZM233 68L234 67H232V69H231V71L233 70ZM24 69V68H23ZM22 69V70H23ZM96 69V68H95ZM173 69H175V70H173ZM227 69V70H226ZM7 70V69H6ZM25 70V69H24ZM82 70V69H81ZM84 70V69H83ZM104 70H107V69H104ZM113 70V69H112ZM121 70H122V68H121ZM124 70V69H123ZM238 70V69H237ZM262 70V69H261ZM260 70V71H261ZM97 71V70H96ZM114 71H115V73H116V70L114 69ZM113 71V72H114ZM118 71V70H117ZM16 72V71H15ZM14 72V73H15ZM21 72V71H20ZM87 72V71H86ZM91 72V71H90ZM118 72H120V71H118ZM229 72V73H228ZM22 73V72H21ZM26 73V72H25ZM78 73V72H77ZM97 73H99V72H97ZM103 73V72H102ZM105 73V72H104ZM103 73V75H105ZM110 73V72H109ZM84 74H85V71H84ZM89 74V73H88ZM118 74V73H117ZM146 74V73H145ZM173 74H175V72L173 73ZM177 74H178V71H177ZM176 74V75H177ZM20 75V74H19ZM25 75H27V74H25ZM109 75V74H108ZM110 75H112V76H114L113 74H110ZM109 75V76H110ZM120 75H122V74H120ZM120 75H119V77H120ZM144 75V74H143ZM217 75V76H216ZM258 75V74H257ZM260 75V74H259ZM24 76V75H23ZM83 76V75H82ZM85 76V75H84ZM89 76H90V74H89ZM94 76V75H93ZM97 76V75H96ZM122 76V77H123ZM141 76V75H140ZM139 76V77H140ZM172 76H175V75H172ZM178 76V75H177ZM216 76V77H215ZM261 76H262V74H261ZM20 77H21V75H20ZM111 77V76H110ZM114 77H116V79H118L117 77V75H115ZM176 77V76H175ZM224 77H226V78H224ZM63 78V77H62ZM144 78V79H143ZM174 77H171L170 79H173ZM223 78L224 79H226L224 82H223V85H222V81H223ZM256 78V79H255ZM261 78V77H260ZM264 78V77H263ZM69 79V78H68ZM71 79V78H70ZM113 79H115V78H113ZM112 79V80H113ZM124 79V78H123ZM140 79H141V77H140ZM175 79H177V78H175ZM179 79V78H178ZM19 80V79H18ZM106 80V79H105ZM122 79L120 78V81H121ZM126 79H124V81H125ZM127 80H126V82H127ZM128 80V81H129ZM137 80V79H136ZM169 80V79H168ZM236 80V81H235ZM252 80V81H251ZM254 80V81H253ZM67 81V80H66ZM120 81H119V83H120ZM123 81V80H122ZM123 81V82H124ZM141 81V80H140ZM139 81V82H140ZM152 81H154L155 82V84L152 82ZM174 81V80H173ZM243 81H245V82H247L246 83V85H253L254 86V88L255 89H253V90H251V92L250 93H246L245 94V91H248V90H245L246 89V87L245 88H243L242 87V85L240 84V83H242L243 84ZM263 81V82H262ZM65 82V81H64ZM167 82V81H166ZM165 82V83H166ZM168 82H170V80L168 81ZM167 82V83H168ZM250 82V83H249ZM19 83H20V81H19ZM141 83V82H140ZM21 84V83H20ZM113 84V83H112ZM118 84V83H117ZM121 84H122V82H121ZM136 85L138 84V82L137 83H135ZM174 84V83H173ZM225 84H227V82L225 83ZM227 84V85H228ZM115 85V84H114ZM118 85H120V84H118ZM123 85V84H122ZM122 85H121V87H118L119 88V91H121L120 90V88H122ZM124 85L126 86V84H125V82H124ZM129 85H130V83L128 82L127 83V87H124L125 89L127 88V91H129ZM166 85V84H165ZM176 85V84H175ZM117 86V85H116ZM131 86V85H130ZM164 86V85H163ZM171 86V85H170ZM168 87V86H167ZM176 87V86H175ZM221 87V88H220ZM166 88V87H165ZM124 89V90H125ZM131 89V88H130ZM137 89V90H138ZM163 89V88H162ZM167 89H169V87L167 88ZM224 89V88H223ZM114 90V89H113ZM123 90V89H122ZM132 90V89H131ZM165 90V89H164ZM171 90V89H170ZM170 90L168 91V93H170ZM225 90V89H224ZM224 90H222V91H224ZM148 91H149V93H148ZM166 91V90H165ZM175 91V92H176ZM202 91V92H203ZM216 91H218V90H216ZM226 91V90H225ZM229 91V90H228ZM7 92V91H6ZM126 92V91H125ZM161 92V91H160ZM182 92V91H181ZM181 92H179V93H181ZM220 92V91H219ZM2 93V92H1ZM121 93V92H120ZM135 93V92H134ZM138 93V92H137ZM201 93V92H200ZM200 93H197V94H200ZM217 94H218V92H216ZM222 93V92H221ZM220 93V94H221ZM227 93V92H226ZM234 93V92H233ZM3 94H5V93H2V95ZM122 94H123V92H122ZM128 95H126V97H128L129 96V92L127 93ZM172 94H173V92H172ZM175 94H177V92L175 93ZM192 94V95H193ZM196 94V95H197ZM204 94V93H203ZM215 94V93H214ZM216 94V95H217ZM132 95V94H131ZM143 95V94H142ZM165 95V94H164ZM166 95H167V91H166ZM189 95H188V97H189ZM194 95H193V97H194ZM207 95V94H206ZM208 95H209V93H208ZM206 96V98L207 97H209V98H205L206 100H209L211 97H212V95L210 96ZM223 95V94H222ZM224 95H225V93H224ZM232 95V94H231ZM230 95V96H231ZM236 95V94H235ZM5 96V95H4ZM160 96H162V97H160ZM179 96H180V94H179ZM230 96H228L229 98H230ZM140 97V96H139ZM192 97V96H191ZM190 97V98H191ZM198 97V96H197ZM202 97V96H201ZM200 96L198 97V98H201ZM214 97V96H213ZM218 97H219V94H218ZM220 97H222L221 95H220ZM220 97L218 98V99H220ZM123 98H124V95H123ZM133 98H136V96L134 97V95H133ZM143 98V97H142ZM198 98H196L195 99V101H197L198 102ZM227 98V97H226ZM225 98V99H226ZM232 98V97H231ZM230 98V99H231ZM247 98V99H246ZM118 99H120V97L118 98ZM129 99H132V98H129ZM137 99V98H136ZM212 99V98H211ZM214 100L216 99V97L215 98H213ZM217 99V100H218ZM228 99V98H227ZM138 100V99H137ZM142 100V99H141ZM175 100V101H174ZM194 100V99H193ZM193 100H192V102H193ZM200 100V99H199ZM202 100V99H201ZM216 100V101H217ZM248 100V101H247ZM125 101L127 102L128 101V98H126L125 99ZM136 101V100H135ZM171 102V101H173L174 103H173V105H172V102L170 103L171 105L170 106H166L167 104H168V102ZM213 101V100H212ZM211 101V102H212ZM215 101V102H216ZM219 101V100H218ZM223 101V100H222ZM3 102V101H2ZM129 102H130V100H129ZM128 102V103H129ZM134 102V101H133ZM145 102H147V101H145ZM180 102V103H179ZM210 101H206L205 102V105L206 104H208V103H211ZM60 103V102H59ZM185 103H187L186 101H185ZM204 103V102H203ZM221 103V102H220ZM149 104H147V105H149ZM61 105V104H60ZM129 105V104H128ZM133 105V104H132ZM209 105V104H208ZM208 105H206V106H208ZM218 105V104H217ZM229 105V106H228ZM136 106V108L138 107L137 106V104L135 105ZM204 106V105H203ZM210 106V105H209ZM214 106V105H213ZM56 107V106H55ZM133 107V106H132ZM157 107V110H158V107H161L162 109L164 108V110L162 111L163 113H161L162 114V116L161 115H159L160 114V112H156V109H154V108H156ZM211 107V106H210ZM217 107H219V106H217ZM220 107H222L221 105H220ZM128 108V107H127ZM135 108V107H134ZM160 108V109H161ZM216 108V107H215ZM129 109V108H128ZM146 109V108H145ZM146 109V110H147ZM159 109V110H160ZM207 109V108H206ZM208 109H209V107H208ZM214 109V108H213ZM218 110H219V108H218ZM128 111V110H127ZM135 111H136V109H135ZM212 111V110H211ZM216 111H217V108H216ZM222 111H223V109H222ZM224 111V112H225ZM202 112H203V110H202ZM205 112V111H204ZM218 112V111H217ZM221 112V111H220ZM128 113V112H127ZM130 113V112H129ZM133 113V112H132ZM158 113V114H157ZM232 113V115L233 116H231V117H229V115L228 114H231ZM136 114V113H135ZM138 114H139V112H138ZM205 114H207L206 112H205ZM203 115V116H206V115ZM209 114V113H208ZM211 114V113H210ZM213 114V113H212ZM211 114V116H213ZM216 114V113H215ZM240 114V115H241ZM134 115V114H133ZM133 115H132V117H133ZM157 115H159L160 117H156V119L157 118H160L161 119V121L159 120L158 122H161V124H159V123H157V122H155V116H157ZM196 116H198L197 114H195ZM241 115V116H242ZM130 116H131V114H130ZM136 116L137 117H135V118H138L139 116L136 114ZM164 116V117H163ZM196 116H195V118H196ZM210 116V115H209ZM210 116V117H211ZM217 116V115H216ZM215 116V117H216ZM218 116H220V115H218ZM202 117V116H201ZM232 117H233V120H232ZM101 118H103V117H101ZM112 117H107L106 118V120L105 121H103V122H105L104 124L105 125H107L108 126V129L109 128H112V126H114L115 125V122L113 121V119H111ZM126 118V117H125ZM135 118H131L132 120L133 119H135ZM200 118V117H199ZM206 118H209L208 117V115H207V117ZM206 118H204V119H206ZM212 118V120H213V118L214 117H211ZM218 118V117H217ZM105 119V118H104ZM129 119H130V117L128 118V120L126 119L125 120V124H127L126 123V121L128 122L129 121ZM131 119H130V121H131ZM167 119H168V121H167ZM221 119V118H220ZM223 119V120H224ZM120 120V119H119ZM198 120V118L196 119V120H194V121H197ZM202 120V119H201ZM201 120L199 121L198 120V123H197V125L198 126H200V125H202V122H201ZM101 121V120H100ZM124 121V120H123ZM122 121V122H123ZM134 121V120H133ZM133 121H131V122H133ZM194 121L192 122V124L194 123ZM203 121V120H202ZM206 121H207V119H206ZM235 121H237V122H235ZM122 122H119V123H121L122 124ZM135 122V121H134ZM139 122H141V121H139ZM204 122V121H203ZM232 122H234V123H232ZM136 124H138L137 126H139V124L141 125L143 122H141V123H137V121L135 122ZM121 124H120V126H121ZM132 123H129V125H131ZM124 125V124H123ZM122 125V126H123ZM128 125V124H127ZM145 125V124H144ZM120 126H118V127H120ZM126 126V125H125ZM133 126H134V124H133ZM132 126V128H134ZM136 126V125H135ZM142 126V125H141ZM189 126H191L190 124H189ZM193 126V125H192ZM206 126V125H205ZM215 126V125H214ZM124 127V126H123ZM127 127V126H126ZM131 127V126H130ZM130 127H128V129H130ZM173 128H171L172 129V131L173 132H175V130H173L174 129V126H172ZM200 127H203V126H200ZM218 127V126H217ZM114 128H115V126H114ZM116 128H117V126H116ZM136 128V127H135ZM134 128V129H135ZM138 128V127H137ZM140 128V127H139ZM195 128H196V126H195ZM204 128V127H203ZM119 129H122V132L124 131L123 130V128H119ZM124 129H126V128H124ZM170 129V130H171ZM200 129V128H199ZM207 129V128H206ZM206 129H204V131L206 130ZM219 129V128H218ZM136 130V129H135ZM169 130V132H171L172 133V131H170ZM194 130V129H193ZM211 130V129H210ZM246 130H252V132L255 134V139L253 140V139H250L248 142H249V144H246V143H244V135H245V133H246ZM81 131V130H80ZM100 131V130H99ZM112 131V130H111ZM114 131V130H113ZM112 131V132H113ZM116 131V130H115ZM129 131V130H128ZM189 131H191V130H189ZM188 131V132H189ZM219 131H221L220 129H219ZM225 131V130H224ZM129 132H131V131H129ZM179 132V133H180ZM202 132V131H201ZM98 133V132H97ZM106 133V132H105ZM120 133V132H119ZM127 133V132H126ZM132 133H134V132H132ZM171 133H169L168 134V132L166 133V134H168V136L171 134ZM217 133V132H216ZM104 134V133H103ZM121 135H122V133H120ZM124 134V133H123ZM165 134V135H166ZM174 134V133H173ZM172 134V138L173 137H175L176 138V136H175V134L173 135ZM181 134V133H180ZM193 134H195L194 132H193ZM197 134V133H196ZM195 134V135H196ZM208 134H211V132H208ZM80 135V134H79ZM91 135V134H90ZM89 135V136H90ZM100 135V134H99ZM102 135V134H101ZM136 135H137V137H136ZM177 135V134H176ZM183 135H186V134H183ZM201 135H202V133H201ZM205 135V134H204ZM214 135V134H213ZM216 135H218V134H216ZM226 134H224V136H225ZM124 136V135H123ZM130 136V135H129ZM130 136V137H131ZM178 136V135H177ZM208 136V135H207ZM207 136H206V138H207ZM102 137V136H101ZM109 136H106V140H108L109 138H108ZM129 137V138H130ZM143 137H146V135L145 136H143ZM165 137H167V136H165ZM164 137V138H165ZM171 137V136H170ZM180 137H182L181 135H180ZM189 137V136H188ZM202 137V136H201ZM209 137L210 136H208V138L206 139L207 141H209ZM217 137V136H216ZM225 137H227V136H225ZM103 138V137H102ZM113 138V137H112ZM129 138L127 139V140H129ZM133 137H131V139H132ZM163 138V139H164ZM179 138V137H178ZM205 138V137H204ZM219 138V137H218ZM222 138H223V136H222ZM103 140V141H106V140ZM125 139V138H124ZM174 139V138H173ZM179 139H182V138H179ZM192 139V138H191ZM202 139H203V137H202ZM214 139H216V138H214L213 137V141H214ZM110 140V139H109ZM127 140H125V141H127ZM139 140H140V138H139ZM143 140V139H142ZM147 140V139H146ZM167 140V139H166ZM217 140V139H216ZM87 141H88V139H87ZM117 141V140H116ZM115 141V142H116ZM120 141H121V139H120ZM141 141V140H140ZM145 141V140H144ZM164 141V140H163ZM176 141H177V139H176ZM193 141V140H192ZM197 142H198V140H196ZM201 141V140H200ZM205 141V140H204ZM212 141V142H213ZM108 142H110V141H108ZM128 142V141H127ZM132 142H134V140L133 141H129V143H132ZM146 142V141H145ZM166 142V141H165ZM164 142V143H165ZM174 143V141H171V143H170V145L171 144H173ZM181 142V141H180ZM183 142V141H182ZM211 141H210V143H212ZM217 142H221V138H220V140L219 141H217ZM107 142H105L104 144H106ZM117 143V142H116ZM126 143V142H125ZM144 143V142H143ZM167 143H168V141H167ZM176 143V142H175ZM175 143L173 144V145H175ZM201 143V142H200ZM204 142H202V146H201V152L204 154H202L203 156H205L207 153H209L206 149H205V146H204V144H203ZM209 143V142H208ZM216 143V142H215ZM110 144V143H109ZM123 144V143H122ZM146 144V143H145ZM166 144V143H165ZM206 144V143H205ZM222 144H224V143H222ZM121 145V144H120ZM125 145H127V143L126 144H124L123 145V147L125 146ZM129 145V144H128ZM131 145V144H130ZM133 145H136V144H134V143H132V147H133ZM168 145V144H167ZM172 145V146H173ZM195 145V144H194ZM211 145V144H210ZM210 145H209V147H210ZM216 145V144H215ZM220 145V144H219ZM226 145V144H225ZM105 146V145H104ZM108 147H106V148H109L110 146L109 145H107ZM118 146V145H117ZM139 147H142L143 148V145H138ZM137 146V147H138ZM171 146V147H172ZM176 146V145H175ZM191 146H193V145H191ZM120 147V146H119ZM138 147V148H139ZM144 147H146V145L144 146ZM169 147V146H168ZM211 147H214L213 145L211 146ZM210 147V148H211ZM220 147V146H219ZM223 147V146H222ZM226 147V146H225ZM261 149H260V148ZM122 148V147H121ZM129 148V149H128ZM128 150H130V147L128 146ZM167 148V147H166ZM172 148H174V147H172ZM172 148H171V150H172ZM176 148V147H175ZM206 148H207V146H206ZM133 149H135V148H132V151L134 152V150ZM180 149V148H179ZM217 149V148H216ZM62 150V149H61ZM107 150V149H106ZM118 150H119V148H118ZM140 150H141V148H140ZM140 150H139V152H140ZM164 150H166V151H164ZM169 150H170V147H169ZM168 150V151H169ZM173 150H175V149H173ZM177 150V149H176ZM212 150H215L214 148L212 149ZM218 150V149H217ZM228 150H229V148H228ZM108 151H110V150H108ZM132 151H130V152H132ZM137 151V150H136ZM143 151V153H145L146 155H147V153L146 152H144ZM189 151V150H188ZM221 151H223V149L221 150ZM226 151V150H225ZM127 152V151H126ZM138 152V151H137ZM170 153H171V155H172V152L171 151H169ZM174 152V151H173ZM177 152V151H176ZM176 152H174V153H176ZM194 152L196 153L197 152V149L195 150L194 149ZM212 152V151H211ZM218 152V151H217ZM230 152V151H229ZM135 153V152H134ZM170 153H169V155H170ZM173 153V154H174ZM187 153V152H186ZM197 153H199V152H197ZM213 153V152H212ZM212 153H210L211 155H212ZM114 154V153H113ZM112 154V155H113ZM131 154H133V153H131ZM184 154V153H183ZM191 153L189 152V155H190ZM209 154V156H211ZM229 154V153H228ZM125 155H126V153H125ZM135 155H136V153H135ZM147 155V156H148ZM168 155V154H167ZM174 155H177V153L176 154H174ZM187 155V154H186ZM193 155V154H192ZM201 157H203L201 154H199ZM216 155V154H215ZM218 155V154H217ZM220 155H221V153H220ZM223 155V154H222ZM132 157H133V155H131ZM149 156V157H150ZM165 156H166V158H165ZM191 156V155H190ZM189 156V157H190ZM209 156H208V159H210L209 158ZM95 157V156H94ZM105 157V156H104ZM116 157V156H115ZM144 157V156H143ZM170 157V156H169ZM188 157V158H189ZM192 157V156H191ZM194 157V156H193ZM195 157H197V159H198V156H195ZM194 157V158H195ZM220 157V156H219ZM224 157V156H223ZM226 157V156H225ZM227 157H228V155H227ZM226 157V158H227ZM137 158V157H136ZM145 158V157H144ZM148 157H146L145 159H147ZM184 158V157H183ZM206 158H207V156H206ZM218 158V157H217ZM230 158H232V156L230 157ZM245 158V157H244ZM137 159H139V158H137ZM142 159V158H141ZM150 159H152V158H150ZM174 159H175V156H174ZM179 159V158H178ZM177 159V160H178ZM199 159H201L200 157H199ZM204 158H202V160H203ZM223 159V158H222ZM222 159H219L218 158V160H220L221 162H223L222 161ZM225 159V158H224ZM110 160V159H109ZM133 160H136L135 158L133 159ZM140 160V159H139ZM173 160V159H172ZM171 160V161H172ZM176 160V159H175ZM174 160V161H175ZM195 160V159H194ZM201 160V161H202ZM212 161H214L213 159H211ZM232 160V159H231ZM233 160V161H234ZM122 161V160H121ZM136 161H138V160H136ZM145 161V160H144ZM208 161V160H207ZM225 161H228V160H225ZM233 161H230V162H233ZM253 161V160H252ZM134 162V161H133ZM139 162V161H138ZM142 161H140V163H141ZM148 161H146V163H147ZM177 162V161H176ZM179 162V161H178ZM195 162V161H194ZM198 162V161H197ZM216 162V161H215ZM219 162V161H218ZM220 162V163H221ZM229 162V161H228ZM248 162V161H247ZM109 163V162H108ZM149 163H151L150 162V160H149ZM165 163H166V165H165ZM175 163V162H174ZM179 163H181V162H179ZM178 163V164H179ZM207 163V162H206ZM210 163V162H209ZM225 163V162H224ZM227 163V162H226ZM107 164V163H106ZM139 164V163H138ZM176 164V163H175ZM193 164H195V163H193ZM200 164H202V163H200ZM219 164V163H218ZM232 164V163H231ZM239 164L237 165V164H235L236 166H238L239 167ZM247 164V163H246ZM105 164L103 163V167H105V168H107L106 166L107 165H105ZM121 165V164H120ZM133 165V164H132ZM132 165H130L131 166V168H132ZM151 165V164H150ZM149 165V166H150ZM163 165H165L166 167H163ZM169 165H171V162H169ZM177 165V164H176ZM176 165H174V166H176ZM180 165H184V164H180ZM198 165H199V163H198ZM203 165H204V163H203ZM211 165H213V163L211 162ZM214 165H215V163H214ZM213 165V166H214ZM217 165V164H216ZM215 165V166H216ZM226 165H228L227 166V168H229V165L230 164H226ZM234 165V166H235ZM149 166H147L148 167V169L150 170V168H149ZM179 166V165H178ZM185 166H187L186 164H185ZM205 167H206V164L204 165ZM204 166H202L201 165V167L203 168ZM219 166H220V164H219ZM223 166H225V165H223ZM109 167V166H108ZM143 167V166H142ZM177 167V166H176ZM189 167V166H188ZM192 167H194V165H192ZM191 167V165H190V168H192ZM204 167V168H205ZM231 167H232V165H231ZM230 167V168H231ZM124 168V167H123ZM137 168V167H136ZM139 168V167H138ZM179 169H181V167L179 166L178 167ZM177 168V169H178ZM196 168V167H195ZM194 168V169H195ZM198 168V167H197ZM200 168V167H199ZM203 168V169H204ZM209 168V167H208ZM210 168L212 169V167L210 166ZM209 168V169H210ZM214 168V167H213ZM240 168H239V170L238 171H240ZM98 169V168H97ZM101 169V168H100ZM100 169H98V170H100ZM102 169H104V168H102ZM112 169V168H111ZM110 169V170H111ZM157 168L155 167V170H156ZM174 168H172V170H173ZM188 169V168H187ZM254 169H255V171H254ZM97 170V171H98ZM104 170H106V169H104ZM103 170V172L104 173H102V172H100L101 174H105V171ZM109 169H107V171H108ZM124 170V169H123ZM133 170V169H132ZM171 170V171H172ZM175 170V169H174ZM236 170V171H237ZM102 171V170H101ZM113 171V170H112ZM116 170H114V172H115ZM153 171V170H152ZM157 171V170H156ZM156 171H154V172H156ZM178 171H180V170H178ZM178 171H177V173H178ZM185 171V170H184ZM188 171V170H187ZM187 171H185V172H187ZM190 171V170H189ZM188 171V172H189ZM206 171H208V169L206 170ZM212 170H210V172H211ZM223 171V170H222ZM228 171H229V169H228ZM96 172V171H95ZM109 173H110V171H108ZM106 173V174H109V173ZM130 172V171H129ZM131 172H133V171H131ZM138 172V171H137ZM159 173H160V171H158ZM194 173H195V170L193 171ZM197 172V171H196ZM202 172H203V170H202ZM214 173H211V177L209 178L210 179V182H209V186H207L206 187V189H207V191L209 192V193H211V194H213L214 195V192H216L218 189H221V188H223L224 190H228L229 189V186L226 184V177H229V175L228 176H226V177H224V174L226 173H224V174H222L221 172H220V169L219 168H217V167H215L214 168V171H213ZM257 172H259V173H261V175L263 174V176L262 177H260L258 174H257ZM140 173H141V171H140ZM144 173V172H143ZM148 173V172H147ZM152 173V172H151ZM157 173V172H156ZM172 173V172H171ZM170 172H169V174H171ZM182 173V172H181ZM241 173V174H242ZM115 174V173H114ZM114 174H111L112 176H110V177H113V175ZM153 174H155V173H153ZM152 174V175H153ZM185 174V173H184ZM205 174V173H204ZM210 174V173H209ZM239 174V173H238ZM110 175V174H109ZM144 175V174H143ZM152 175L150 176V178L152 177ZM155 175H158V174H155ZM161 175V174H160ZM172 175V174H171ZM170 175V176H171ZM188 175V177H189V175L190 174H187ZM232 175V174H231ZM230 175V176H231ZM234 175H237V174H234ZM245 175V174H244ZM244 175H242V176H244ZM107 176V175H106ZM169 176V177H170ZM176 176V175H175ZM174 175H173V177H175ZM177 176H180V174L178 175L177 174ZM186 176V175H185ZM192 176V175H191ZM191 176H190V178H191ZM195 176V175H194ZM194 176H192L193 178H194ZM197 176V175H196ZM201 176V175H200ZM237 176H239V175H237ZM241 176V177H242ZM110 177H108L109 179H110ZM168 177V176H167ZM169 177H168V180H169ZM181 177L182 176H180V179H181ZM199 177V176H198ZM205 179H206V177H205V175L203 176ZM209 177V176H208ZM245 177V176H244ZM243 177V178H244ZM144 178V177H143ZM160 178V177H159ZM163 178V177H162ZM172 178V177H171ZM184 177H182V179H183ZM187 178V177H186ZM192 178V179H193ZM230 178V177H229ZM228 178V179H229ZM235 178H239V177H235ZM146 179V178H145ZM152 179V178H151ZM153 179H156V178H154L153 177ZM174 179V178H173ZM172 179V180H173ZM177 178H175V180H176ZM196 179V178H195ZM194 179V180H195ZM199 179V178H198ZM201 179V178H200ZM199 179V180H200ZM231 179H232V177H231ZM233 179H234V177H233ZM246 179V178H245ZM244 179V180H245ZM108 180V179H107ZM106 180V181H107ZM157 181H158V179H156ZM161 180V179H160ZM167 180V179H166ZM186 180V179H185ZM184 180V181H185ZM198 180V181H199ZM203 181H204V179H202ZM208 180V179H207ZM206 180V181H207ZM238 180V179H237ZM243 180V179H242ZM152 181V180H151ZM154 181V180H153ZM153 181H152V184H153ZM156 181V182H157ZM187 181V180H186ZM185 181V182H186ZM188 181H189V179H188ZM192 181V180H191ZM232 181V180H231ZM241 180H239V182H240ZM248 181V180H247ZM149 182H150V180H149ZM148 182V183H149ZM158 182H160V181H158ZM175 182V181H174ZM174 182H171V183H174ZM178 182V181H177ZM177 182H176V187H177ZM181 182V181H180ZM180 182H178V183H180ZM182 182H183V180H182ZM195 182H197V181H195ZM201 182V181H200ZM208 182V181H207ZM206 182V183H207ZM230 182V181H229ZM228 182V184L230 185V183ZM162 183V182H161ZM163 183H164V181H163ZM170 183V182H169ZM187 183V182H186ZM185 183V184H186ZM241 183V182H240ZM150 184V183H149ZM157 184V183H156ZM166 184H168V183H166ZM183 184V183H182ZM182 184H179L180 186L182 185ZM193 184V183H192ZM201 184H202V182H201ZM151 185V184H150ZM155 185V184H154ZM159 185V184H158ZM174 185H175V183H174ZM184 185V184H183ZM195 185V184H194ZM205 184H203V186H204ZM235 184H232V186H234ZM144 186H147V185H145L144 184ZM156 186V185H155ZM154 186V187H155ZM161 186H163V185H161ZM161 186H158V188L160 187V188H162ZM170 186V185H169ZM168 186V187H169ZM171 186H173V185H171ZM188 186V185H187ZM190 186H191V184H190ZM151 187V186H150ZM153 187V188H154ZM157 187V186H156ZM174 187V186H173ZM184 187H185V191H186V186L184 185ZM197 187V186H196ZM143 188V187H142ZM147 188H148V186H147ZM171 188V187H170ZM180 187L178 186V189H179ZM188 188V187H187ZM249 188V187H248ZM145 189V188H144ZM164 189V188H163ZM163 189H161V191L163 190ZM176 189V188H175ZM191 189V188H190ZM196 189H198V188H196ZM201 189V188H200ZM200 189L198 190V192L200 191ZM222 189V190H223ZM85 190V189H84ZM147 190V189H146ZM145 190V191H146ZM149 190V189H148ZM154 190H155V188H154ZM158 190V189H157ZM164 190H166V189H164ZM163 190V191H164ZM169 190V189H168ZM172 190V189H171ZM179 190H181V189H179ZM193 190H195V189H193ZM202 190H203V187H202ZM231 190V191H232ZM152 191H153V189H152ZM151 191V192H152ZM174 191H176V190H174ZM187 191H190V190H187ZM225 191V192H226ZM231 191H229V192H231ZM158 192V191H157ZM156 192V194H158ZM166 192H168V191H166ZM177 192V191H176ZM181 192H183V191H181ZM192 192H194V191H192ZM196 192V191H195ZM198 192H196V194L198 195ZM201 192V191H200ZM221 193H223L222 191H220ZM51 193V192H50ZM154 193V192H153ZM186 193L187 192H185V194L184 195H186ZM189 193V192H188ZM188 193H187V195H188ZM205 193V192H204ZM217 193H218V191H217ZM247 193V192H246ZM161 194V193H160ZM163 194V196L162 197H164V193H162ZM195 194V193H194ZM199 194H201L202 195V193H199ZM219 194V193H218ZM225 193H223V195H224ZM248 194V193H247ZM142 195V194H141ZM186 195V196H187ZM191 195V194H190ZM189 195V196H190ZM204 195H206V194H204ZM209 195V194H208ZM221 195V194H220ZM226 195V197H227V195L228 194H225ZM153 196H155L154 194H153ZM167 196H168V193H167ZM176 198L178 197V195L176 196V193H175V195H174ZM173 196V197H174ZM193 196V195H192ZM210 196V195H209ZM218 196V195H217ZM52 197V196H51ZM162 197H159L158 196V200L159 199H161L160 201L161 202H164V201H162L163 200V198ZM185 197V196H184ZM201 198H202V196H200ZM219 197V196H218ZM221 197H223V196H221ZM225 197V198H226ZM232 197V196H231ZM230 197V198H231ZM167 198H170V195L167 197ZM181 198V197H180ZM179 198V199H180ZM186 198V197H185ZM185 198H183L182 200H184ZM194 198V197H193ZM195 198H196V196H195ZM200 198V199H201ZM209 198V197H208ZM213 198V197H212ZM150 199H152V198H150ZM165 199H166V197H165ZM173 199V198H172ZM178 199V198H177ZM178 199V200H179ZM192 199V198H191ZM211 199V198H210ZM219 199V198H218ZM84 200V199H83ZM186 200H188V197H187V199ZM190 200V199H189ZM188 200V201H189ZM194 200V199H193ZM193 200H192V202H193ZM198 200H199V198H198ZM204 200H205V197H204ZM223 200V199H222ZM224 200H226V199H224ZM231 200V199H230ZM234 200V202H236ZM242 200V201H243ZM135 201H138V199L137 200H135ZM151 201V200H150ZM157 201V200H156ZM167 201H168V199H167ZM170 201H172V200H170ZM180 202H181V200H179ZM178 201V202H179ZM201 201H202V199H201ZM200 201V202H201ZM209 201V200H208ZM214 201V199H211V203H212V205L211 206H213V208H216V205H215V202H213ZM159 202V201H158ZM165 202H166V200H165ZM174 202V201H173ZM183 202V201H182ZM181 202V203H182ZM187 202V201H186ZM191 202V203H192ZM194 202H195V200H194ZM193 202V203H194ZM204 202V201H203ZM218 202V201H217ZM220 202V201H219ZM222 202V201H221ZM233 202V203H234ZM141 203V202H140ZM157 203V202H156ZM167 203V202H166ZM169 203V202H168ZM167 203V204H168ZM181 203H179V204H181ZM209 203H210V201H209ZM208 203V204H209ZM210 203V204H211ZM228 203V202H227ZM233 203L231 202V204L233 205ZM159 204H160V202H159ZM167 204H163V205H167ZM179 204H178V207H180L181 208V206H179ZM185 205H186V203H184ZM188 204V203H187ZM200 204V203H199ZM207 204V203H206ZM206 204H205V207H206ZM221 204H224V203H221ZM226 204V203H225ZM229 204V203H228ZM230 204V205H231ZM243 204V203H242ZM191 205V204H190ZM193 205V207H194V204H192ZM198 205V204H197ZM135 206V205H134ZM176 206H177V204H176ZM182 206H183V204H182ZM210 206V205H209ZM210 206V208H212ZM225 206V205H224ZM237 206V205H236ZM153 207V206H152ZM157 207H158V205H157ZM163 207H165V206H163ZM167 207V206H166ZM165 207V208H166ZM184 207V206H183ZM189 207V206H188ZM190 207H192V206H190ZM196 208L198 207V206H195ZM199 207H200V205H199ZM204 207V206H203ZM204 207V208H205ZM229 207H232V206H229ZM234 207H235V204H234ZM234 207H232V208H234ZM243 207V208H242ZM154 208H155V206H154ZM161 208V207H160ZM180 208H179V210H180ZM185 208V207H184ZM183 208V209H184ZM207 208V207H206ZM204 209V210H210V209ZM213 208H212V210H210V211H213ZM218 208H219V204H218ZM222 208V207H221ZM225 208V207H224ZM156 209V208H155ZM159 209V208H158ZM183 209H182V211H183ZM186 209H187V207H186ZM191 209V208H190ZM227 209V208H226ZM229 209V208H228ZM237 208H235L234 210H236ZM149 210V209H148ZM162 211H163V209H161ZM189 210V209H188ZM188 210H186V213H187V211ZM194 210V209H193ZM192 210V211H193ZM203 210V209H202ZM220 210V209H219ZM232 209H230V211H231ZM238 210V209H237ZM160 211V210H159ZM165 211V210H164ZM166 211H169V208H168V210L166 209ZM166 211H165V213H166ZM175 211V210H174ZM178 211V210H177ZM181 211V212H182ZM220 211H222V212H225L223 209L222 210H220ZM227 211V210H226ZM229 211V210H228ZM161 212V211H160ZM171 212V211H170ZM172 212H173V210H172ZM176 212V211H175ZM206 212H208V211H206ZM206 212H205V214H206ZM217 213L218 211H213L212 213ZM233 212V211H232ZM243 212V213H242ZM178 212H176L175 214H177ZM193 213H196V211L195 212H193ZM192 213V214H193ZM209 213L210 212H208L207 214L209 215ZM220 213V212H219ZM237 213H236V216H237ZM158 214H160L159 212H158ZM162 214V213H161ZM179 214H181V213H179ZM183 214V213H182ZM192 214H191V216H192ZM197 214V213H196ZM199 214H201V213H199ZM218 214V213H217ZM217 214H215V215H217ZM221 214V213H220ZM223 214H226V213H223ZM227 214H228V212H227ZM233 214H234V212H233ZM233 214H231V215H233ZM165 215V214H164ZM168 215V214H167ZM167 215H165V216H167ZM184 215V214H183ZM207 215V216H208ZM214 215V214H213ZM213 215H212V217H213ZM214 215V216H215ZM230 215V214H229ZM235 215V214H234ZM245 215V216H246ZM151 216V215H150ZM156 216V215H155ZM158 216V215H157ZM163 216V215H162ZM170 216H172V215H170ZM177 217L176 218H179L180 216H178V215H176ZM186 216V215H185ZM187 216H190V215H187ZM186 216V217H187ZM194 216H196V215H194ZM198 216V215H197ZM206 216V215H205ZM205 216H203V217H205ZM211 216V215H210ZM219 216H221V215H219ZM224 216V215H223ZM238 216H240V215H238ZM164 217V216H163ZM168 217V216H167ZM182 217V216H181ZM199 217H200V215H199ZM229 217H231V216H229ZM249 217V216H248ZM252 217V218H253ZM31 218V217H30ZM185 218V217H184ZM192 218V217H191ZM195 218V217H194ZM202 220H203V218L202 217H200ZM207 218V221L206 222H208V220H210V217L208 218V217H206ZM206 218H204V219H206ZM214 219H216L217 217H213ZM222 216H221V219H219V220H217V223H216V221L214 220V222H215V226H213V227H216V228H214V230H213V232L215 231V233H216V231L217 230H222L221 232H222V236H223V238L222 237H218L219 239H221L222 238V242L224 241V240H228V236H227V234H228V232H229V235H230V232H231V225H233V224H235L233 221L234 220H236L234 217V219L233 218H228V217H226V218H228L227 220H226V218H225V220H222ZM239 218H241V217H239ZM244 218V217H243ZM242 218V219H243ZM246 218V217H245ZM249 218H251V217H249ZM251 218V219H252ZM24 219V218H23ZM27 219V218H26ZM159 219H160V217H159ZM161 219H163V218H161ZM166 219V218H165ZM181 219V218H180ZM180 219H178L180 222H178V223H181V220ZM183 219V218H182ZM31 220V219H30ZM164 220V219H163ZM177 220V219H176ZM188 220L190 221V219L188 218ZM187 220V221H188ZM200 220V219H199ZM201 220V221H202ZM212 219L209 221L210 222V226H211V223H213V222H211V221H213ZM238 220V219H237ZM244 220V219H243ZM247 220H248V218H247ZM22 221H24V220H22ZM26 221V220H25ZM205 221V220H204ZM242 221V220H241ZM249 221H251V220H249ZM157 222V221H156ZM174 222V221H173ZM194 222V224H195V222L196 223H198V221H193ZM245 222V221H244ZM164 223H166V222H164ZM185 223H187L186 221H185ZM185 223H183L182 222V224L184 225ZM192 223V222H191ZM205 223V222H204ZM240 223V222H239ZM248 223V222H247ZM252 223H255V222H252ZM31 224H33V222H31ZM181 224V225H182ZM188 224V223H187ZM187 224H185V225H187ZM193 224V223H192ZM199 224V223H198ZM207 224V223H206ZM205 224V225H206ZM214 224V223H213ZM237 224V223H236ZM242 224V223H241ZM25 225V224H24ZM158 225V224H157ZM166 225V224H165ZM171 225H172V223H171ZM179 225V224H178ZM205 225L203 226V224H202V226L204 227V228H206V229H208L207 227H205ZM208 225V224H207ZM247 225V224H246ZM249 226H250V224H248ZM252 225V224H251ZM256 225V224H255ZM257 225V226H258ZM20 226H22L21 224H20ZM167 226V225H166ZM194 226V225H193ZM193 226H192V228H193ZM199 226H200V224H199ZM198 226V227H199ZM239 226H240V224H239ZM244 226V225H243ZM253 226H254V224H253ZM257 226H255L254 228H253V230H252V233H253V231H254V234H255V232L258 230H256V228H257ZM24 227V226H23ZM191 226H188V228H190ZM197 227V228H198ZM212 227V228H213ZM234 227V229H235V226H233ZM236 227H238V226H236ZM242 227V226H241ZM245 227V226H244ZM184 227H182L181 229H183ZM188 228H186V229H188ZM196 228V227H195ZM239 228V227H238ZM158 229V228H157ZM164 229V228H163ZM165 229H166V227H165ZM185 229V230H186ZM200 229H201V226H200ZM209 229H211V228H209ZM208 229V230H209ZM216 229V230H215ZM233 228H232V230L233 231H236V230H234ZM237 229V228H236ZM241 229V228H240ZM243 229V228H242ZM249 229H252V228H249ZM170 230V229H169ZM190 230V229H189ZM198 230H199V228H198ZM202 230V229H201ZM204 230V229H203ZM230 230V231H229ZM28 231V230H27ZM26 231V232H27ZM163 231H165V230H163ZM166 231L167 232H169L167 229H166ZM183 231V230H182ZM211 231V230H210ZM219 231H217V233L219 232ZM232 231V232H233ZM238 231V230H237ZM236 231V232H237ZM250 231V230H249ZM248 231V232H249ZM259 231V230H258ZM175 232V231H174ZM173 232V233H174ZM190 232V231H189ZM191 232H192V230H191ZM190 232V233H191ZM203 231H201V237H204L202 234ZM235 232V233H236ZM242 232V231H241ZM18 233H19V231H18ZM183 233H186V232H183ZM240 233V232H239ZM245 233H246V231H245ZM250 234L251 235V240H252V238L254 237H252V235H254V234ZM261 233V232H260ZM164 234V233H163ZM198 234H196V235H198ZM205 234V233H204ZM206 234L208 235V237H209V234H208V231H206ZM206 234H205V236H206ZM221 234V233H220ZM241 234V233H240ZM239 234V235H240ZM23 235V234H22ZM112 235V234H111ZM166 235V234H165ZM165 235H162V236H165ZM169 235V234H168ZM189 235V234H188ZM193 234H191V236H192ZM212 235V234H211ZM214 235V234H213ZM217 235V234H216ZM216 235H214V236H216ZM234 235V234H233ZM233 235L231 236V238H233ZM238 235V234H237ZM237 235H235L236 237H237ZM248 235V234H247ZM256 236H258V234H255ZM259 235H261V234H259ZM99 236V235H98ZM113 236V235H112ZM167 236V235H166ZM170 236V235H169ZM186 236H187V234H186ZM191 236H188V237H191ZM195 236V235H194ZM213 236V237H214ZM221 236V235H220ZM244 236H246V235H244ZM183 237H185V235L183 236ZM196 237H198V236H196ZM212 237V236H211ZM213 237H212V239H213ZM243 237V236H242ZM101 238V237H100ZM111 238V237H110ZM179 238V237H178ZM178 238H176V239H178ZM187 238V237H186ZM192 239H195V238H193V236L191 237ZM217 238V237H216ZM231 238H230V240H231ZM240 238H241V236H240ZM245 238V237H244ZM250 238V237H249ZM167 239V238H166ZM169 239V238H168ZM182 239V238H181ZM197 239V238H196ZM241 239H243V238H241ZM245 239H248V238H245ZM256 239V238H255ZM261 239H263V237L261 238ZM102 240H104V238L102 239ZM101 240V241H102ZM111 240V239H110ZM190 240V239H189ZM205 240V239H204ZM216 240V239H215ZM226 240V241H227ZM230 240H228V241H230ZM233 240V239H232ZM231 240V241H232ZM235 240V239H234ZM234 240H233V242H234ZM240 240V239H239ZM250 240V241H251ZM254 240V239H253ZM259 240V239H258ZM25 241V240H24ZM168 241V240H167ZM166 241V242H167ZM190 241H196V240H190ZM201 241V240H200ZM208 241V240H207ZM212 241V240H211ZM217 241H218V239H217ZM216 241V242H217ZM225 241V242H226ZM230 241V242H231ZM236 241H237V238H236ZM247 241V240H246ZM255 241V240H254ZM262 241H264V239L262 240ZM261 241V242H262ZM198 242V241H197ZM216 242H214L215 244H216ZM219 242H221L220 240H219ZM251 242H253V241H251ZM258 242V241H257ZM178 243V242H177ZM187 243V242H186ZM192 243V242H191ZM208 243V242H207ZM212 243V242H211ZM227 243V242H226ZM229 243V242H228ZM236 244V246H237V242H235ZM242 243H243V241H242ZM249 243V242H248ZM255 243V242H254ZM114 244V243H113ZM116 244V243H115ZM182 244V243H181ZM183 244H184V242H183ZM208 244H210V242L208 243ZM225 244V243H224ZM223 244V245H224ZM229 244H232V243H229ZM227 245V246H231V245ZM240 243H238V245H239ZM253 244V243H252ZM258 244V243H257ZM257 244H253L254 245V247H255V245H257ZM260 244V243H259ZM258 244V245H259ZM176 245V244H175ZM218 245V244H217ZM235 245H233V247L235 248ZM244 245V244H243ZM249 245H250V243H249ZM262 244H260V246H261ZM105 246V245H104ZM120 246H121V244H120ZM119 246V247H120ZM214 246V245H213ZM227 246H226V248H227ZM245 246H247L246 244H245ZM251 246V245H250ZM107 247V246H106ZM210 247V246H209ZM216 247H218V246H216ZM224 247L225 246H223V250H224ZM238 247V246H237ZM239 247H241V246H239ZM243 247V246H242ZM252 247V246H251ZM258 246H256V248H257ZM121 248V247H120ZM186 248V247H185ZM211 248V247H210ZM219 248H221V245H220V247ZM231 248V247H230ZM244 248H246V247H244ZM250 248V247H249ZM259 248V247H258ZM257 248V249H258ZM25 249V248H24ZM108 249V248H107ZM106 249V250H107ZM123 249V248H122ZM127 249V248H126ZM179 249V248H178ZM212 249H214V248H212ZM228 249V251H229V248H227ZM237 249H239V248H236L235 250L237 251ZM241 249H243V248H241ZM247 249V248H246ZM251 249H255V248H251ZM256 249V253H259V252H261L262 251V254L264 255V253H263V247H262V249H261V247H260V250L258 249L257 250ZM181 250H182V248H181ZM184 250V249H183ZM197 250H198V248H197ZM215 250V249H214ZM231 250H233V249H231ZM243 250H245V249H243ZM108 251V250H107ZM115 251V250H114ZM124 251V250H123ZM202 251V250H201ZM213 251V250H212ZM217 251V250H216ZM219 251H220V249H219ZM222 251V250H221ZM240 251H242V250H240ZM251 251H254V250H251ZM250 251V252H251ZM259 251V252H258ZM113 252V251H112ZM128 252V251H127ZM214 252V251H213ZM212 252V253H213ZM223 252V251H222ZM224 252H226V250H224ZM230 252H232V251H230ZM234 252V251H233ZM247 252H249V251H247ZM250 252L249 253H247V254H250ZM255 252V251H254ZM253 252V253H254ZM10 253V252H9ZM109 253V252H108ZM194 253V252H193ZM207 253V252H206ZM217 253V252H216ZM226 253H228V252H226ZM237 253V252H236ZM239 253V252H238ZM237 253V254H238ZM244 253V252H243ZM43 254V253H42ZM119 254V253H118ZM186 254V253H185ZM215 254V253H214ZM230 254V253H229ZM246 254V253H245ZM245 254H238V255H245ZM113 255V254H112ZM141 255V254H140ZM207 255V254H206ZM209 255V254H208ZM220 255V254H219ZM224 255V254H223ZM252 255V254H251ZM255 255V254H254ZM259 255H260V253H259ZM6 256V255H5ZM98 256H101V255H98ZM218 256V255H217ZM221 256V255H220ZM230 256V255H229ZM237 256V255H236ZM8 258H9V256H7ZM36 257V256H35ZM46 257V256H45ZM102 257V256H101ZM112 257V256H111ZM211 257H212V255H211ZM215 257V256H214ZM223 257V256H222ZM251 257V256H250ZM249 257V258H250ZM254 257V256H253ZM252 257V258H253ZM256 258H258V257H261V256H255ZM263 257V256H262ZM259 258L260 260L262 259V261H263V258ZM39 258V257H38ZM125 258V257H124ZM129 258V257H128ZM236 258V257H235ZM240 258H241V256H240ZM242 258H243V256H242ZM245 258V257H244ZM243 258V259H244ZM252 258H250V259H252ZM256 258H254V259H256ZM52 259V258H51ZM113 259V258H112ZM121 259V258H120ZM123 259V258H122ZM143 259V258H142ZM185 259V258H184ZM208 259V258H207ZM209 259H211L210 257H209ZM212 259H214V258H212ZM219 259L221 260V258L219 257ZM225 259V258H224ZM227 259V258H226ZM225 259V261H227ZM239 259V258H238ZM238 259H237V261H238ZM248 259V258H247ZM258 259V260H259ZM5 260H7V258L5 259ZM115 260V259H114ZM215 260H217V259H215ZM241 260V262H242V259H240ZM244 260H246V259H244ZM249 260V259H248ZM257 260V259H256ZM257 260V261H258ZM36 261H38V260H36ZM49 261V260H48ZM89 261H91V260H89ZM128 261V260H127ZM142 261V260H141ZM218 261V260H217ZM231 261V260H230ZM236 261V259H235V262H237ZM257 261H256V264H257ZM72 262V261H71ZM92 262H94V261H92ZM109 262V261H108ZM116 262H117V260H116ZM122 262V261H121ZM185 262V261H184ZM193 262H194V260H193ZM220 262V261H219ZM222 262V261H221ZM220 262V263H221ZM224 262V261H223ZM233 262H234V260H233ZM233 262L231 261V263L233 264ZM239 262V261H238ZM246 262V261H245ZM248 262V261H247ZM246 262V263H247ZM250 262V261H249ZM248 262V263H249ZM261 261H259L258 263H260ZM264 262V261H263ZM31 263V262H30ZM80 263V262H79ZM105 263V262H104ZM103 263V264H104ZM119 263H120V261H119ZM142 263V262H141ZM195 263V262H194ZM200 263V262H199ZM215 263V262H214ZM218 263V262H217ZM219 263V264H220ZM230 263V264H231ZM240 263V262H239ZM253 263V262H252ZM262 263V262H261ZM260 263V264H261ZM44 264V263H43ZM65 264V263H64ZM72 264V263H71ZM92 264V263H91ZM97 264H98V262H97ZM102 264V263H101ZM197 264V263H196ZM211 264V263H210ZM222 264V263H221ZM228 264V263H227ZM236 264V263H235ZM255 264V263H254ZM264 264V263H263Z\"/></svg>",
	"mask_w": 264,
	"mask_h": 264
},
{
	"label": "water",
	"instance_id": "obj_3",
	"mask_svg": "<svg viewBox=\"0 0 264 264\" xmlns=\"http://www.w3.org/2000/svg\"><path fill=\"white\" fill-rule=\"evenodd\" d=\"M236 114H238L240 116L239 120L244 121L246 123H249V121L251 120V115L249 114H244V115H240L238 112H236ZM250 139H255V134L252 132V130H246V133L244 135V143L249 144V140ZM245 159L246 161L250 162V163H255L254 164V168L260 170L262 173H264V163L262 161V159L260 158L259 154H257L256 156H253V158L251 157V153H245ZM253 160V161H252Z\"/></svg>",
	"mask_w": 264,
	"mask_h": 264
}]
</instances>
